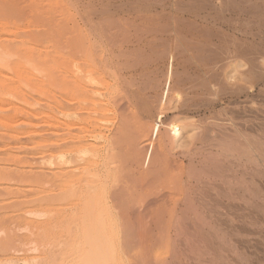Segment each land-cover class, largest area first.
Returning <instances> with one entry per match:
<instances>
[{
	"label": "bare ground",
	"instance_id": "1",
	"mask_svg": "<svg viewBox=\"0 0 264 264\" xmlns=\"http://www.w3.org/2000/svg\"><path fill=\"white\" fill-rule=\"evenodd\" d=\"M34 1L35 0H33V2H32V0H31V2H30V0H0V264H158V263L161 264L160 263V261H161L160 259H162L161 257H167L166 255L168 253V252L166 254L163 253L164 255L163 256L161 255L160 259H158L159 261L157 260L159 253L161 254L163 252V250H166V245L164 247V242H166L167 240L166 241L161 240L162 236L165 237V235H161L160 234L161 231H160L159 232V234L161 235V237L159 235L160 239L156 237V239H159L160 241H158L156 239L153 240V241H156V242H154L156 244H153L151 246L146 245V244H148V243H146L147 239H144L146 244L143 243L142 235L140 234L141 232L139 233L138 231L140 229H143L142 231H145V228H139V227H137L138 225L134 226L133 223L130 221L131 217H129V215H127L130 218V220H129V218L126 217L125 209L127 208L126 210L129 211L132 204H130V207H129L128 202H130V201L132 202L134 200V198L130 196L131 193L128 194L127 188H126L127 191L124 188H123L124 191L120 188L121 184H123V183L125 184V182H123L122 178L124 176L129 175V173H127L128 174L127 175L125 171H127V170L130 171L129 169H126L124 171L123 167H125V165H128V163L131 162L130 160H132L134 158L133 156L137 155L138 151H139V150H135V148H133L134 143H136L138 141L139 136L141 138L140 139L141 142L143 140L141 137L142 136L141 133H140L141 135L138 133L139 136L138 135L135 136L136 134L134 133V131H131V129L134 130L137 128L138 130L141 131L142 126L146 125V123L143 122L144 125H143V123H142V125L139 123L141 129H140V127H138L139 124H137V122H135L136 123L135 127H132V126H134L131 123L133 121L130 122V119L127 120L128 119L127 112L130 110L128 108L129 107L128 106L129 103H128V105L125 104L126 107L128 106L127 107L128 110L127 109H126V111L123 110L124 111L123 113L124 114L126 113L125 115L124 114L123 115H124V117H127V118H124L123 120H121L122 119V113L119 112V113H121V114H119L118 111H116V114L118 117H119V115H121L120 116L121 122L127 121V125H129L128 127H127V125H124V124H126L125 122H124V124H121V125L127 127V130L129 132H131V133L133 132L134 133L133 136H135V137H133V136L130 137L131 135L129 134V132L126 130L125 127H122L120 125L119 121H118L119 125H120L119 127H122V128L119 129L117 127L120 130V131L118 130L119 132H117L118 136L116 134L115 135L116 137L115 138L113 137L114 133H116V129H115L114 133L113 132L110 133V135L113 134L112 136H110L108 134L110 137L114 138L117 141L113 140L112 138H108L104 134L107 131V129L109 128L108 127L105 130L104 127L106 125L108 126L109 124L114 123V122H112L113 120L112 121L110 120V123L106 124L109 121L108 119H110V118H108L109 116H107L108 106L110 105V102H113V103L115 102V105L117 103H119L116 106H114V107H117L121 103L123 106L124 105L123 103L125 101L124 102H122L121 100L119 101V100L115 99L116 98L115 96L113 97V99H115L116 101L112 100L111 96H112V94H114L113 93L114 90H113L112 86L110 85V82L107 81V79H106L108 77H105L104 74H102L101 72L97 71V69H95V64H94L95 59L93 58V53L96 51L91 53L90 48H89L91 46L88 45L89 46L88 47V46H85L83 44V43H85V44L87 43L85 41L86 39L88 40V38H84V35L81 36V34H83V32H81V34H79L80 36L77 35L79 37V39L82 40L83 43H81V41L79 40L80 42L78 41L79 44H77L78 42L76 43V40L74 39V38H76V36L75 37L72 36L73 38L72 37L71 38L73 39V42L76 43V46L74 45L75 48H73L74 46L72 44L66 46L67 48H68V46L69 47L71 46V48L76 51V53L74 51V53H75L74 55H76V56H74V59L72 60V62L71 61L66 62L65 59L67 60L68 55H66V53L59 52L61 48H58V49L56 48L55 45L59 44V46H60V43H59V41L57 42L56 39H53L55 34L53 37L51 36L52 34L50 35L51 39H50V37L46 38L49 27H52L53 29L59 27V26L57 27V25H54V27L50 26L52 23L50 25H48L49 22L47 21V19H49L51 16L49 18H47L44 21V23L42 22L43 24H46V22H48L47 23L48 26H46V28L43 27L44 29H47V32H44L42 29V32L46 33V35H43V37L45 36V39H41L42 34L39 32L40 29H38V32H36L37 31L36 29L38 26H40V25H38L39 24L38 22L43 21L45 14L47 15V12L45 11L46 12L45 13L44 11L41 10L43 7L40 8L41 6L39 3L38 4L40 7H38V8L36 7V4L33 5L35 3ZM36 1H38V0H36ZM144 1H149V0H144ZM151 1L152 0H150L149 2H151ZM166 1L167 0H157V2H156L157 4L154 1L153 2L156 5L166 6L167 5V3H165ZM217 1L219 2V4L221 6L223 5L222 0H217ZM225 1H228V0H225ZM210 2H211L210 0H173V2H171L169 0V3H168L169 9L171 8L170 6H172L173 9L172 8L171 9L174 10V9H176L175 6H182L183 5V8H185L184 9L185 11H183V12L186 13V15L188 17H185V14L181 11L184 14V16H181V17L176 16V21L178 23L175 24V26L178 25V27H175V28L172 27V28H167V29L163 27L165 29L164 31L166 33L171 34V36L173 35V40L169 38V41H168L169 44H168L167 42H165L166 40L159 41V39H156V41L158 40L157 43L161 42L162 47H164L163 46L164 43H166L167 44L166 46H168L172 42V46H174V49H176V47L177 48L179 47V51H180V47H182V45H184V46L187 45V48H189L191 50L192 55L186 56L188 58L184 57V61L182 60L183 62L181 60L180 61L182 62V64L187 65V67L192 65V64H196L198 66L201 65L203 67L202 69L205 71V74L208 75L209 78L211 77L210 82H212L215 77H220V76L227 77L228 76L227 74L229 73L228 71H230V70L227 71L229 66H230V69L232 70L231 72L236 73L238 69L237 70H235V69L237 68V66L239 67V64H241V63H239V61H241V60L243 62V65L245 62L244 67L246 66V68H245V70H243L244 68L243 69L241 68L243 71L241 70V72H237L239 79L245 80L248 76H250V77L252 76V78H254V80L255 79L256 80H255V83L251 87L249 86L250 89L247 88L246 85L240 86L239 84H236V86L235 85L232 86L233 83L230 84L232 86V87H230L227 80H223L224 82L225 81L227 82V85H226V82L224 83L222 81L218 83V84L224 83L222 89H224L225 96H224V99L223 98L222 99L227 102V104H228L227 108L230 109V107H232L233 110H231V111L232 112L236 111L235 115H237V121L240 119V122L239 121L236 122V120H233V118L230 116H228L231 119L229 123L226 121V119L224 120L225 122L220 121L218 118L215 117V115H217V113H218L217 112L214 115L215 118L212 117V120H213L212 124H213V126L215 125L213 123V122H215V119H216V121L218 120L220 122L217 121L218 123H216V125L213 128H211V131L214 132L213 135L211 132V136L209 133L210 130H208L210 128L208 126H204V123H203L204 121L207 120L206 118L203 121H200L199 123L197 122L199 126L192 124V123L191 124H185L187 122L185 120V122L181 123L182 126L180 124L181 129L177 128L175 130V132L173 131L174 130L173 128H176L178 125L173 127L174 125L171 123L172 125L171 124L170 125L172 127L168 126L169 129H167V126H166V129H167L166 131L170 132V133L167 132L169 135L171 134V132H174L169 137L170 138L173 137L176 140L178 139L176 141L172 138V142H171V144L174 143L175 147H178V148H180L181 146H184V143L188 142V141H186L188 138V135H189L188 133H190V135H191V136L189 135L191 137V138H189L190 140L192 138H195V139H192L193 141L196 140L197 135H195V134L200 133L199 137L197 136L198 141H199V145H196L198 143L197 140H196L197 142H195L196 143L195 145L198 147H196L194 149L192 148L193 150L189 149V151L187 150L185 152L183 150H180L182 153L180 155L182 157V159L179 162L177 161L178 163L175 162L174 160L173 161L175 164H177V165L179 164V166H177V167L179 169H181L180 172H182V168H180V166L181 167L184 166L185 160H187L191 165H194V164H196V162H197L196 160L198 157L199 158L203 157V159L204 158L206 160L208 159V161L211 160L212 163L209 162L211 164H213V162H217L218 165L215 166L216 164H214V167L215 168L217 167L216 169L219 170V172H220L224 169L225 165H224L223 161H220L222 159H220L219 157L222 156L221 158H223L225 160V156L227 158H229L227 155L232 154L234 152H236L237 154L238 153H240V154L243 153V155L246 154V156L248 155V158H249V159L247 158V160L251 164V168L250 167H248V168L251 169V172H252L251 174L253 175V176L252 175L251 176H252V179H254L253 180L254 182L252 180H250L249 183L252 181L255 185L252 183H250L251 186L249 185V183H246L247 185H244V181H246V180L243 179L244 181L242 182L243 184H241L240 188L242 189V185H244L246 187H248V185H249V187L254 186L253 187L254 189L256 187H258L259 193H260V191H262L261 194H263V190H264V155L261 156V155H259V153H260L259 151H258L259 152L258 154L255 151L258 149L262 152V150L264 149V141H263L262 135L260 136V138H262V140H261L257 136H254V133L257 131H264V110H261L258 108L257 109L253 108L255 105L252 107L251 104L253 102H255L256 100H260V99H262V100H260V102L262 103V101H263V103H264V20H261V21H254V20L253 21H240L238 19L236 20V18H235V20L234 19H226L225 20V18H224V20L222 22L217 23L218 21H216V23H214V25L213 24L211 25L209 23V19L211 16L209 14V11L210 10L217 11L219 9L221 10V8H218V5L215 3V1H213L214 3L212 2V4ZM223 2H224V0H223ZM228 2L231 5V7H235V8L239 7L234 2H231V0ZM31 3H33V4H31ZM246 3H248V2H246ZM142 4L144 5V3H142ZM150 4H153V3L151 2ZM150 4H149V6H150ZM227 4H225V5L230 6ZM243 4H244V2H243ZM248 4L250 6L251 3H248ZM145 5H146V3H145ZM244 6H245V4L243 5V7ZM142 7H144V6H142ZM146 7L147 6H145L144 8H146ZM155 7L156 6H154V8ZM222 7H224V6H222ZM231 7H230V9H231ZM159 8H161V7H159ZM163 8L165 9V7H163ZM207 8H209L208 13L206 12L204 14V16L201 15L202 10L204 9L206 11ZM251 8H254V7L251 6ZM225 9L227 11V7ZM179 10H181V9L180 8L176 9L178 14H179ZM204 10H203V12H205ZM232 10H233V8H232ZM236 11L237 10H235V12ZM238 11H239V9H238ZM43 13H45V14L43 15ZM165 13H168V12H165ZM173 13H174V11H173ZM171 15H172V12H171L170 16ZM219 15H220V13H219ZM162 16H164V15H162ZM151 17L148 16V19ZM159 17L160 16L157 17L158 20H156V18H151L153 20L155 19V21H156V22L154 21L155 23L152 22L153 25L158 23L157 21H159V19H160ZM172 17H173V15H172ZM190 17L195 18V20H190ZM45 18H46V16H45ZM173 18H175V17H173ZM143 20L148 21V22L153 21V20L149 21L146 18ZM216 20H218V18ZM161 21H163V20H161ZM32 23H33V25H34V23H37V26H35L36 29H33L31 27ZM65 24H63V25H65ZM144 24H148V23L144 22ZM63 25L61 24V26H62L61 29H62V31L64 30V32H61V29L58 30L60 27L58 29H56L59 31L60 35L65 34V32H67V31L69 32V36H71L70 34L74 35L73 33L76 32V29L73 28L74 26L72 28L70 27L71 29H73L71 31V29L69 30L68 26L65 25L66 29H68L66 31V29H63V28H65V27H63ZM153 25L151 24V26H153ZM209 25L211 27L214 26V27H212L213 29L211 27L209 28ZM156 26H157V24H156ZM161 26L162 25H160V27ZM28 27H31V29H33L36 33H38L36 35H40V36H38V37L35 36V34H34L35 32H33V30H32L33 33L31 31H29V32L24 31V29H26ZM145 27H147V26H145ZM53 29H50V30H52V32H53ZM142 29H143V27H142ZM151 29L152 28H150L149 30H151ZM149 30H146V32ZM154 30L159 31L156 28ZM184 30H185V32L190 30V33H193L194 37H192L193 36V34H192L191 35L192 39L189 38L190 40H187V37L184 36V34H185ZM78 31H81V30H77V32ZM70 32H72V33H70ZM77 32H76V34H78ZM155 32H154V34H155ZM160 32H156L155 36H157V38L159 36L157 33H160ZM145 33H143V34H145ZM58 34H56V35L58 36ZM66 34L63 35L62 37L64 38V36H66ZM186 34H188V32ZM167 36L170 37V35H167ZM146 37L147 36H145V38ZM66 38H70V37H66ZM213 38H216V39L214 40ZM47 39L50 41L52 40V41L49 43V41H47ZM58 39H61V38H58ZM83 39L85 42L83 41ZM163 39H164V37H163ZM71 41L72 40H70V42ZM227 41L230 43L229 47L224 45V42H227ZM54 42H57V43L55 44ZM67 42H68V40H67ZM162 42H163V44H162ZM51 43L55 44V45L52 44L53 47L56 48L55 51H53L55 49L53 47H51V51L49 50V48H50L49 46H51L50 45ZM63 43H65V41ZM175 43H176V45H175ZM65 45H62V46H65ZM137 45H138V43H137ZM159 47L161 49V46H158L156 43H153V44L149 43L147 45H144L142 47V49L139 48L141 50L140 52L143 51L142 54H140V52H139L140 56H146L145 58L144 57L143 58L147 59V61H143L141 59L142 57H140L139 54L137 53L138 51L137 52L135 51L138 54V56L140 57V62H138V63L141 65V60L144 63L145 62L148 63L149 60L152 61L150 58H152L153 55H155L156 57L159 58V56H160L158 54L160 51ZM67 48L65 50L69 49L70 51H72V49H70V48L67 49ZM145 48H146V50L148 49L149 52L151 51L152 53L147 54L148 51L145 53V50H144ZM166 48H168V47H166ZM61 50H63V49H61ZM69 50H68V52H69ZM94 50H95V48H94ZM134 50H136V49H134ZM163 51H161L160 54L162 55V52H163V54L165 53L164 56L162 55V57L164 58L166 55H168L167 54L168 51L167 50H163ZM177 51L178 50H176V51L174 50V53ZM182 51L184 53V49ZM53 52L55 53L54 56L51 55V54H53ZM65 52H67V51H65ZM135 52H133V53H135ZM71 53H73V51ZM183 53H181V55ZM64 54L66 55V57L64 56ZM156 54H158V55H156ZM188 54H189V52H188ZM184 55H186V54L184 53ZM184 55H182V56H184ZM71 56H72V54H71ZM96 56H97V54H96ZM148 56H150V58ZM172 56H174V55H172ZM182 56H181V58H182ZM156 57H155V61L152 62L153 64L158 63L159 59H161V58H159V59L157 58V60H158L157 61ZM168 57H170V55ZM168 57H165V58H168ZM55 58L57 60L59 59L58 60L59 62H63L62 60H64V63L66 62L67 64L69 62H71L69 64L70 69H68V70L70 72L75 71L74 74L76 73L77 77H79L78 79H76L77 77L75 75L72 77L73 72H71V78L72 79L74 78L78 81L74 80V81H76V82H73L74 86H70V84H69V83H71L70 79H68L69 83L63 84V85H65V87H66V85L72 87L68 97H71L72 102H73V100L75 102H73V103L71 102L70 104L71 105L74 104V105L72 107H71V105H69L68 107L73 111L74 117L76 118V120H78V121H76L75 119H74L75 121H73L72 119L69 120L70 122L73 121V123H70L69 121H68L69 123L61 122V121H59L56 118L51 116L52 114L56 115V113L50 114V113L45 112V110L49 104L53 105L57 101L56 99H55V101H54V99H52V100H48V99H51L55 95V93H59L58 90L61 92H64V94H65L66 89L68 87L67 86L66 89H64L65 91L62 89L63 85H61V83L63 81L59 82V79L63 78V76H65V75L60 74L59 71H63V70H61V67L63 66V64L62 63L59 64V62H57ZM61 58H62V60H61ZM69 58H70V56L68 57V59ZM178 58H179V55H178ZM71 59L72 58H70L69 60H71ZM160 61H161V63L164 62L163 59H161ZM173 61H175V60H173ZM171 62H172V60H171ZM179 62H178V64H179ZM138 63H136V64H138ZM199 63H200V65H199ZM71 64H73V66H74V67H72V69H71V66H72ZM233 64H238V65L234 66ZM59 65H62V66H59ZM65 65L66 64H64V66ZM69 65H67L66 67H63L64 70H66V72H68L66 68L69 67ZM144 65H142V67H146L149 69L148 64H146L147 66L146 65L144 66ZM243 65L241 64V66H243ZM231 66L234 68H232ZM185 67H184V69L186 70ZM192 67H194V65ZM151 68H152V66H151ZM188 68L190 69V67H188ZM142 69L144 70V68H142ZM142 69H141V71H142ZM168 69H169V67H168ZM197 70L195 69L194 71L196 72ZM239 70H240V68H239ZM57 71L59 72L61 77L59 76L58 73H56ZM177 71H178V69H177ZM66 72L63 71V73H66ZM70 72L67 74H70ZM226 72H228V73H226ZM156 73H158V72H156ZM185 73L188 74L187 70ZM200 73H201V70H200ZM57 74H58V76H57ZM143 74L147 75V74H149V72H147V74H145L143 71ZM150 74L153 77H155L154 74H152V73H150ZM181 74H180V76H181ZM55 75L59 79L57 78V80H56ZM144 75H142V76H144ZM188 75H190V73ZM201 75H203V74L201 73ZM68 76H70V75H68ZM203 76H201V77L203 78ZM146 77H148V76H146ZM146 77L144 76V78H146ZM188 77L191 79L192 76L191 77L188 76ZM195 77L197 80L196 75H195ZM234 77H237V76H234ZM149 78L150 77L146 78V80L147 79L149 80ZM178 78H180L179 75H178ZM185 78H186V76H185ZM187 78H186V80H187ZM66 79L67 78H65L64 81L67 82L68 80H66ZM181 79H182V81L184 80L183 78H181ZM190 79L188 81H190ZM193 79H192V81L195 82V80H193ZM204 79H202V80L205 81L208 79V77L205 80ZM233 79H235V78H233ZM61 80H63V79H61ZM215 80L218 81V79H215ZM198 81H200L201 85L203 84L202 83L203 81L201 82L200 79ZM217 81H215L216 84H217ZM219 81H220V78H219ZM183 82L185 83V81H183ZM252 82H253V80H252ZM150 83H152V82L150 81ZM178 83H180V81H178ZM178 83L177 84L175 83L173 86L177 87L176 85H178ZM198 83L199 82H197L196 89L199 86H201ZM204 83H206V82H204ZM208 83L209 82H207L204 86L203 85L202 86L204 87L203 89H205V90L207 89L208 93H209L210 90L212 91V89H210L209 87H211V86L214 87V86L212 84L211 85L209 84V86H208L207 85ZM70 87H68V88L70 89ZM201 88L199 91L203 90ZM255 88L257 89V91L255 90ZM56 89H58L57 92H56ZM173 92H174V90L171 93H173ZM49 93L50 94L53 93L54 95L53 96L49 95ZM201 93L203 94V91H201ZM205 93H207V92H205ZM208 93H207L208 98H209V96L211 98V96L213 94H216V96L213 95V97L215 96L217 98L216 100L219 101L218 100L219 98L217 97V93H213L212 95H210L211 93L210 94H208ZM61 94L63 95V93H61ZM202 94H200V95L203 96L204 94L203 95ZM47 95L52 96V97L47 98ZM57 96H58V94H57ZM219 96H220V94H219ZM60 97H62V96H59V99H58L59 104H63L62 102L66 101L65 102L66 105L64 103L63 107H67V102H68L67 100L68 99L65 100L66 97H64L63 101L60 103V100L62 99ZM207 97L205 96L204 98L206 99ZM242 97L245 98V99H243L244 101H240V99ZM46 98H47L48 102L50 101L48 105H47L48 102H46V103L44 102V101H46ZM53 98H56V95ZM144 98H145V96H144ZM214 98H212V100ZM257 98H260V99H257ZM145 99H147V98H145ZM207 99L205 101H208ZM222 99H221L220 103H222ZM189 100H191V99H189ZM51 101L52 102L54 101L55 103H52ZM143 101H145V103H147V102L149 103V100H143ZM169 101H171V100H169ZM174 101H172V102H174ZM177 101H176V103H177ZM213 101H215V99ZM58 102H57V105H59ZM209 102H211V100H209ZM209 102H205V104H208ZM126 103H127V101H126ZM179 103H181V102H179ZM189 103H187V105ZM142 104H143V102H142ZM150 104H151V102H150ZM217 104L219 105V102ZM113 105H112V108H113ZM184 105L185 104H183V106ZM204 105H203V107H205ZM210 105H212V102ZM146 106H147V104H146ZM175 106H176V104H175ZM183 106L180 108V109L183 108L181 111H183L184 109L186 110V108H184ZM207 106H209V104ZM57 107L54 106L53 108L57 110L58 109ZM63 107H62V109H63ZM152 107H151L152 111H153V109H156V108H152ZM117 108H122V107H117ZM198 108L195 107V109L197 111H198ZM215 108H217V107L214 106L213 110ZM240 108L242 109L241 111H243V112L240 111ZM62 109H60V110L63 113L66 110V108L63 109L64 111ZM70 109H68V110L70 111ZM151 109H149V110L151 111ZM51 110H52V108H51ZM175 110H177V109H175ZM47 111H49V110H47ZM72 111H70V112H72ZM119 111H122V110L119 109ZM226 111L227 112H225V111L224 112L228 113V110H226ZM57 112H59V111L57 110ZM70 112H68V114ZM109 112H110V110H109ZM155 112H157V111H155ZM166 112H165V114H166ZM161 113H163V112H161ZM233 114L234 113H232V115ZM60 116L62 117V115H60ZM159 116H160V114H159ZM218 116H220V115H218ZM70 117H72V116L70 115ZM114 117L115 116H113V119H115ZM64 119H66V118H64ZM172 119H173V117H172ZM235 119H236V117H235ZM175 121L176 120H174V122ZM178 121H176L175 123L178 124ZM207 122H206V124H207ZM210 122H211V120H210ZM179 123H180V121H179ZM104 124H106L103 127L105 132H103V130L101 128V126ZM114 124H117V123H114ZM209 124H207V125H209ZM130 125H132V126L130 127ZM147 126H148V128L154 127V126H150L148 124H147ZM211 126L212 125H210V127ZM144 128H146V126ZM190 128L191 129L195 128V130L197 128L198 129L201 128L202 131H199L200 130L199 129L198 130L199 133H195V131L191 132L192 130H190V132H188ZM203 128H204V130H203ZM109 130L110 129H108V131ZM182 132H185V133L188 132L186 134L187 136L184 135L186 138H184V136H183L184 133H182ZM192 133H194V134H192ZM262 133H264V132H262ZM128 134L130 135V136H128L130 138L135 139L136 137H138V138H136L135 142L133 141L134 143H132V141H131V144H133V146L129 145V147H132L134 149L133 156H132L133 149L130 148V149H132V152H130L131 150L127 147V145L125 143L126 140H124ZM263 136H264V134H263ZM183 138L185 140H183ZM102 139L104 140V142L101 143L100 141ZM111 139L113 140V142L111 141ZM128 140L130 141L131 139H128ZM148 141L150 143L151 140H147V143H145L147 145H145L142 142V144L144 145V146L143 145L141 146L142 149H144L146 146H148V144H149ZM174 141H176V142H174ZM121 142H123V144H124V146H123L124 149H123V147H121V149L123 151L127 147V150H125V152L123 154L125 155V153L127 151L128 154L127 153L126 154L129 155V152H130V154L132 156L131 157L129 155L130 160H128L129 157L127 155H126L127 157L123 156L120 152L118 153L116 151V149H119L118 147L120 145L121 146L123 145V144H121ZM138 143H139V141L137 142V144H135L134 147L138 148L139 147ZM125 145H126V147H125ZM193 145H194V142H193ZM151 146L155 148V146H153L152 144H151ZM154 148H153V151H154ZM213 148H216V151H217V149H220V151H218L217 153L216 152L213 153L214 151L211 152V150H215ZM142 149L140 150L138 156L142 155V154L143 155L147 154V155H144V156H146V158L151 156L150 154H151L152 150L150 152V149L148 150V148H147L148 151L146 153L145 152L146 149H144L145 151ZM159 149L161 150V148H159ZM234 150H237L238 152L234 151ZM119 151H120V149H119ZM135 151L137 152V154H135ZM155 151H157V150H155ZM230 152H232V153H230ZM117 153L120 154L121 157L127 158V160L122 161V162H124V164L128 161L127 164H125V165L123 164L124 166H122L121 162L119 160H116L117 157L115 160L119 164L114 160V157L117 156ZM253 153H256L257 155H259L258 156L259 158L255 157L256 155L254 156ZM260 154H262V153H260ZM143 155L141 157H143ZM219 155H221V156H219ZM216 156H219V157L217 158ZM233 156H232V158H233ZM215 157L219 160L217 161L215 159ZM241 157L243 158V156H240L238 158L240 159ZM261 157H263V158H261ZM138 158L140 159V156ZM138 158H136V160ZM227 158H226L227 161L231 159V157H230V159H227ZM244 158H246V157H244ZM236 159L237 158H235L234 160H236ZM132 161H135V159H133ZM238 162L240 163L241 161H238ZM228 163H229V161H228ZM239 163H237V164H239ZM246 163H244L243 166H245ZM120 164H121L122 169H123V174L125 172L126 175H124V176L121 175L122 171H120L119 173L122 176V178L120 179V177H119V179H116L117 175H115V174H118V176H119L118 171L120 170L119 167H121ZM201 164H205V163L201 162ZM231 165L234 166L232 163H231ZM231 165H230V168H232ZM227 166H228V164H227ZM236 166L238 168V165H236ZM236 166H235V168H236ZM170 167H171V164H170ZM125 168H129V166L125 167ZM178 168H177V170H178ZM195 168H196V166H195ZM215 168H214V170H215ZM237 168H236V172L239 171ZM225 169H226V167H225ZM170 170H171V168H170ZM172 170L175 171L176 168L174 170V168L172 167ZM208 170H209V168H208ZM208 170H206V171H208ZM164 171H166V169H164ZM216 172H215V174H216ZM229 172H233V171L231 170ZM243 172L244 171L242 169V173ZM248 172H249V170H248ZM158 173H160V172L158 171ZM238 173H236V175ZM244 173L246 175L248 174L246 172H244ZM244 173L242 174V176L245 175ZM165 174H167V173H165ZM165 174H163V172H162V174L160 173V175H164V176H165ZM175 174H177V173H175ZM180 175L181 174L175 176V177L179 176V182L177 181L178 177L175 178L174 174L172 175L173 177L171 176L172 178H175L176 181L175 180H173V181L177 183V186H179V184L181 183L180 180L182 179V177H181L182 175L181 176ZM214 175L212 173V176H214ZM249 175L250 174H248V176ZM168 176H170V175L168 174ZM209 176H210V173H209ZM156 177H154V178H156ZM180 177H181V179H180ZM216 177L218 178V176H216ZM161 178H163V176ZM165 178H167V177H165ZM168 178H169L168 180L171 179L170 177H168ZM189 178H190V176H189ZM207 178H208V176H207ZM224 178H226V177H224ZM233 178H236V177H233ZM124 179H127V178H124ZM158 179L159 178L157 177V180H156L157 183H158V181L160 182V180H161V179L160 180H158ZM115 180L116 181L118 180L119 182L121 180L123 183L118 184ZM131 180H133V179H131ZM168 180H164L165 183L163 181H162V183L166 184V181H168ZM240 180L242 181V178H240L239 181ZM255 180H256V182H255ZM114 181H115V183H117V186L120 185L119 188L123 192H126L125 194H128V196L131 198L130 201L125 202V200L123 201L124 198L122 197L123 199L122 198L121 199H122L123 203L117 202L120 200L121 195L118 196L119 195L118 192H120V190L114 191L112 189L111 184ZM125 181H127V180H125ZM146 181H148V180H146ZM170 181L173 184L172 179ZM170 181H168V182H170ZM231 182H232V180H231ZM240 182H238V183H240ZM153 183H156V182L154 181ZM176 183H174V184H176ZM234 183L236 185V182H234ZM129 184H128V186H129ZM133 184H135V183H133ZM227 184H229V182H227ZM258 184H260V185H258ZM112 185H114V184H112ZM146 185H148V183ZM158 185L159 184H157V186ZM232 185H230V186L232 187ZM110 186L112 189L111 191L118 193V194H116L118 197L113 192H111V193H113L115 195L114 199L109 195V187ZM115 186H116V184H115ZM122 186H124V185H122ZM132 186H134V185H132ZM148 186H150L148 189H151V187H153L151 185H148ZM177 186H176V189L179 188ZM204 186H206V185H203L202 188H204ZM169 187H170V185L168 187L166 186L167 189H169ZM196 187H197V185H196ZM219 187L223 189L222 186L219 185ZM113 188H115V187H113ZM143 188H144V186L142 187V189ZM184 188H185V185H184ZM191 188H193V187H191ZM228 188H229V186H228ZM234 188L235 187L233 185V188H231V189L234 190ZM259 188H262V189H259ZM207 189H209V188H207ZM222 189H219V190L222 191ZM237 189H238V186H237ZM246 189H248V188H246ZM115 190H116V188H115ZM145 190H146V188H145ZM154 190H156L155 187H154ZM154 190L153 191L151 190V191L154 192ZM169 190H171V189H169ZM196 190H198V189H196ZM236 190H234V191H236ZM250 190L251 189H249L247 191V192H249V194L251 193ZM146 191H145V194L142 195L143 197L146 196ZM167 191H165V194ZM174 191H175V194L177 195L175 188H174V190H172V192H174ZM177 191L179 192V190H177ZM239 191H240V189H239ZM239 191L237 190L236 193H238ZM157 192H155V194L150 193V195L151 194L156 195ZM161 192L162 191H160V193ZM213 192H214V190H213ZM160 193H159V195H160ZM179 193H178V198H180ZM185 193H186V191H185ZM211 193H212V189H211ZM211 193H209V195ZM234 193L235 192L232 191L233 197L236 195V194L234 195ZM259 193L257 191V194H259ZM121 194H123V193H121ZM147 194H148L147 196L149 198L154 196L153 195L150 197L149 193H147ZM168 194H169V192H168ZM175 194H174V196H175ZM218 194H219V192H218ZM245 194H246V192H245ZM255 194L256 193L254 192V195L252 194L253 196H250L251 198L248 195L249 199L250 200L256 199ZM195 195H197V194H195ZM200 195H202V194H199V197H200ZM221 195H224V193H221ZM10 196H13V197H10ZM122 196H124V194ZM128 196L125 198L128 199ZM157 196L158 195H156V197ZM162 196H163V194H162ZM228 196H230V195H228ZM228 196H227V202H228ZM236 196L238 197V194ZM240 196H242V198L246 197V195L244 196V194H242ZM260 196L262 198V195H260ZM14 197H15V199H14ZM143 197L142 198L139 197V199L141 198L144 200L145 198H143ZM195 197H198V195ZM202 197H203V195L200 197L201 199L199 202L201 204L204 203V202L202 203V201H203ZM217 197H218V195H217ZM117 198H119V199L117 201H114ZM149 198H147V199H149ZM172 198H174L172 200H175V197H172ZM178 198H177V200H178ZM186 198H188L187 193H186ZM204 198H206V197L204 196ZM160 199H161V197H160ZM160 199L158 198V201ZM170 199H168V200H170ZM197 199H199V198H197ZM210 199H213V198H210ZM216 199H218V198H216ZM152 200H154V199H152ZM193 200H194V198H193ZM233 200L234 199L232 198V200H230V201H233ZM239 200H240V198H239ZM246 200H247V198H246ZM184 201H186V200H184ZM204 201H206V200H204ZM211 201H213V200H211ZM211 201H209V202H211ZM141 202L142 201L140 200V203ZM149 202H150V200H149ZM126 203H127L128 207L124 206ZM132 203H134V202H132ZM147 203H148V201H145V204H147ZM160 203H162V201ZM246 203L249 204L250 201L248 200V201H246ZM145 204L142 202V205L145 206ZM150 204H151V202H150ZM150 204L148 205L149 208H150V206H153L152 204L151 205ZM159 204L158 205L156 204V205L161 207ZM186 204L188 206V203H186ZM186 204L184 203V205H186ZM190 204H191V202L189 203V206H188L189 208L186 207V209L187 208L190 209V210L187 209L188 212H190L191 209L197 210V208H192L194 206L191 207ZM201 204H199V205H201ZM204 204H206V203H204ZM212 204H215V203L212 202ZM220 204H222V203H220ZM243 204L245 205V203H243ZM156 205H155V207L157 208V211L160 210L161 208L158 209V207ZM167 205H169V204H167ZM192 205H193V203H192ZM247 205H246V208H249L250 204H249V207H247ZM204 206L205 205H203V208H204ZM209 206H212V205H209ZM209 206L206 204V206L204 208L205 211H207L209 209ZM215 206H214V209H215ZM259 206L261 207V209L264 208V203H262V205L259 203ZM259 206L255 203V205L253 206V208L254 207L255 208L253 210H255V209L257 210V208H259ZM206 207H208V209ZM151 208H153V207H151ZM156 208H154V212L156 211ZM201 208H202V206H201ZM203 208H202V210H203ZM211 208H213V207H211ZM211 208H210V211H211ZM223 208L225 209V207H223ZM228 208H229V205H228ZM239 208H240V206H239ZM238 209L236 208V210H238ZM243 209H244V207H243ZM149 210H151V209H149ZM163 210L165 212L168 211V209L167 210L163 209ZM172 210H173V208H172ZM181 210L182 209H180V211ZM184 210H185V208L182 211H184ZM187 210H185L186 213H188ZM134 211H135V209L133 210V212ZM239 211L242 212V209ZM258 211H259V209H258ZM158 212L163 213V211H158ZM185 212H184V215H182V220L186 217ZM214 212L211 211V213L215 214ZM74 214L78 215V216H76V219L73 218L75 216ZM196 214L198 215V213H196ZM217 214H218V212H217ZM225 214H222V215H225ZM72 215H73V217H72ZM222 215H219V216H222ZM235 215H236V213H235ZM251 215L253 216L254 214H251ZM251 215H249V216L251 217ZM159 216H160V214H159ZM161 216H162V214H161ZM241 216H243V215L241 214ZM262 216H264V215H262ZM194 217H196V216H194ZM200 217H202V216L200 215ZM224 217H226V216H224ZM238 217L240 218V215H238ZM227 218H229V216ZM254 218H255V216L253 217V220L251 222L249 221V223L253 224L255 222ZM198 219H200V218H198ZM207 219H209V218H207ZM213 219H214V216H213ZM230 219H234V218L232 217ZM236 219H237V217H236ZM156 220L158 221V219H156ZM180 220H181V218H180ZM180 220H179V222H180ZM192 220H196V219H192ZM209 220H207V221H209ZM263 220H264V217H263ZM159 221H161V220L159 219ZM159 221H158V223H159ZM200 221H201V219H200ZM202 222H204V221H201V224H202ZM225 222H227V221L225 220ZM231 222H233V221H231ZM228 223H229V220L227 222V225H228ZM239 223H240V221H239ZM239 223H235V224H239ZM241 223H243V221ZM141 224H139V225H141ZM160 224H161V222H160ZM184 224H186V223H183V226H185ZM204 224H205V222H204ZM223 224H224V222H223ZM255 224H256V222H255ZM156 225H157V222H156ZM200 225H198V226H200ZM247 225H249L248 222H247ZM186 226L184 228L190 227V226H187V227ZM207 226H210V225L208 224V225H206V227ZM213 226L208 227L210 230L207 229V231L205 230L204 226L203 227L201 226L200 228L198 227V229L196 230V233H195L197 235L194 234L195 237L196 236L200 237L201 244L204 243L205 249L207 246V248H208V249H206L207 252L209 250V251H211V252H209L210 254L212 253L215 256L219 255L220 260H222V258H224L223 259V261H224L226 259V257H224V255L226 256V253H224V252H226V250L228 248H230V246H232V244L234 242V239L232 240L233 241L232 243L230 242L232 237L233 238L238 237L236 239L237 244L235 242H234V244L238 245L239 248L237 249V248H233L234 246L232 247L235 251L237 249V250H240V252H241V253H239L240 257H238V255L236 254L238 251L235 252V254L237 255L238 260H239L236 262V260H237V257H236L235 258L236 259L235 264H256V261H253L254 258L251 256V255H253L254 252H251V254L248 252H249V250L256 248L257 244H259L258 238L261 237V235H262L261 232H258V233H261V235L259 234L260 236H258V234H257L258 238H256L255 237L256 236L255 229L250 231L249 237H248L249 233H246L247 237L245 236L246 235L245 233H244L245 237H239L238 233H240L241 229L237 230L235 228V230H234V232L235 231L237 232L236 234L238 236L234 235L235 233L232 231H231V233H228L230 231H228L226 233L222 232L223 230L219 231V234H220V232H221V234L222 233H224V234L228 233L230 235H232L234 233L232 237L230 235L227 236L228 234L225 235V236H227V238H229V237L231 238V239L229 238L230 240L228 239L231 244L229 243L230 245H228L229 246L228 248L226 247V245H227L226 244L225 248H224L222 243L225 239L223 240L222 238H220L218 236V233H217L218 231H216V232L213 231V230H216V229H214L216 227L215 226L213 227ZM258 226H260V225H258ZM161 227L163 228V225ZM168 227H167V229H168ZM230 227H231V225H230ZM251 227H253V226H251ZM136 228L137 229L139 228V230H137ZM190 228H189V231H190ZM247 228H249V227H247ZM158 229H160V227H158ZM176 229H178V228H176ZM195 229L196 228H194L193 230L195 231ZM224 229H226V228H224ZM251 229H253V228H251ZM14 230L17 231L18 233H13ZM149 230H151V229H149ZM220 230H221V228H220ZM187 231H188V228H187ZM256 231H258V230H256ZM259 231H261V230H259ZM145 233L147 234L146 231H145ZM241 233H243L242 230H241ZM152 234H153L152 235V238H153V236L156 234H154L153 231H152ZM180 234H182V233H180V231H179V235ZM190 234H191V232H190ZM143 235H145V234H143ZM177 235L178 234H176V236ZM147 236H148V234H147ZM225 236H223V237H225ZM240 236H241V234H240ZM143 237L145 238V236H143ZM148 237H150V239H151V236H148ZM186 237H187V234H186ZM221 237H222V235H221ZM179 239H180V236H179ZM190 239H191V237L189 238V240ZM157 241L158 242L163 241V242H162V244L161 243L158 244ZM191 241H193V240H191ZM18 242H20V243L26 242L28 247L25 245V243H24V246H26L29 251L23 250V252L20 253L19 252L20 248H22V247L24 248V246L22 243L21 244L22 247L19 248V246H17V244L20 245V243H18ZM150 242L151 241H149V244H152ZM172 242L175 243V241H172ZM178 242H181V241H178ZM142 243L146 246H144ZM183 243H182V245H184ZM224 243H225V241H224ZM14 244L16 245V247L19 248V251H16L17 248L16 247L14 248V246H13ZM186 244H187L186 246H188V243H186ZM222 247L224 249L227 248L226 250H224L222 252L224 254L221 253V251L223 249ZM194 248H195V246H194ZM245 248L248 250V252H245L243 250ZM176 249H178V248H176ZM233 249L230 248L231 251ZM160 250H161V252H160ZM200 250H201V248H200ZM11 251H15L17 253L19 252L20 253L19 256H21L22 253H25V256H27L26 252H33L31 254H33L34 257L30 258V256H27L26 258L25 257L20 258L19 256H17L19 253L18 254L16 253L17 254L16 255L14 252H11ZM186 251H187V248H186ZM201 251H204V250L202 249ZM218 251H220L219 254H217ZM34 252L36 253V256L34 255ZM197 252L200 253V251H197ZM207 252L205 253L206 255L209 254V253L207 254ZM227 252H228V250H227ZM233 252L234 251H232L230 253L228 252V253L231 255V253L233 254ZM173 253H174V251H173ZM259 253H261V252H259ZM174 255H176V253ZM187 255H189V254H187ZM195 255H197V254H195ZM195 255H193V256L195 257ZM23 256H24V254H23ZM180 256H182V255H180ZM205 256H204V258H205ZM177 257H178V255H177ZM210 257L211 256L209 255V258ZM231 257H234V256L232 255ZM259 257H261L260 254H259ZM173 258H176V257H173ZM181 258H183V257H181ZM188 258H189V256H188ZM196 258H198V257H196ZM255 258H257V257H255ZM231 259L233 260V258H231ZM231 259L228 258V262ZM261 259H263V258H261ZM200 260H201V258H200ZM173 261L174 260H172V262ZM177 261L175 262L176 264L179 263ZM257 261H258V259H257ZM161 262H163V261H161ZM180 262H182V260ZM209 262L211 263V261H209ZM212 262H215V261L212 260ZM221 262L220 263L215 262V263L216 264H227L226 261L223 263H221ZM233 262H234V260H233ZM262 262L264 263V261H262ZM192 263H194V262H192ZM204 263L208 264V262H204ZM170 264H172V263H170Z\"/></svg>",
	"mask_w": 264,
	"mask_h": 264
},
{
	"label": "rangeland",
	"instance_id": "2",
	"mask_svg": "<svg viewBox=\"0 0 264 264\" xmlns=\"http://www.w3.org/2000/svg\"><path fill=\"white\" fill-rule=\"evenodd\" d=\"M150 1V0H149ZM149 1H144V0H38V1H34L35 3L33 4V3H31V4H33V5H35L36 4V7L38 8V7H40V8H42L41 10L42 11H46L47 12V15L45 14V13H43V15L45 14V16H46V18H45V16H44V18H43V21H40V22H38L39 24L38 25H40V26H38L37 27V29H36V27L35 26H37V23H34V25H33V23H32V25H31V27L33 28V29H36L37 31L36 32H38V29H40L39 30V32L42 34L41 35V39H45V36L43 37V35H46V33H44V32H47V29H44V28H46V26H48V25H50L51 23L53 24H51L50 26H53L54 27V25H57V27L59 28H52V27H49V29H48V32H47V36H46V38H49L50 37V35L53 37L54 36V34H55V36H54V38L53 39H56V41L58 42L59 41V43H60V46H59V44L57 45L56 43L57 42H54L55 44H53V43H51L50 45L51 46H49L50 48H49V50L51 51V47H53V45H55L56 46V48L58 49V48H61V49H63V50H61L60 49V51L59 52H62V53H66V55H68V57L70 56V58H72L71 60H69L68 59V57H67V60L65 59V61L67 62V61H71L72 62V60L74 59V56H76V55H74L75 53H76V51L74 50V49H72L71 48V46L69 47L68 46V48H70V49H72V51H73V53H71L72 51H70L66 46L67 45H70V44H72L73 46L75 45L76 46V43L80 40L81 41V43H83L82 42V40L81 39H79V37L77 36V35H79V34H81V32H83V34H81V36H83L84 35V38H88V40L86 39L85 41L87 42L86 44L85 43H83L85 46H91V47H89L90 48V51H91V53L92 52H94V51H96V52H94L93 53V58L95 59H93L94 60V64H95V69H97V71H99V72H101L102 74H104V76L105 77H108V78H106L107 79V81H109L110 82V85L112 86V88H113V90L115 91H113V93L114 94H112V100L114 101L115 99H117V100H121L122 102H124L123 104V106H122V103L119 105V106H117V107H122V108H117V107H114V106H116L117 104H119V103H117L116 105H115V102L113 103V102H110V105L108 106V113H107V116H109L108 118H110V119H108L109 121L106 123V124H108V123H110V120L112 121V122H114V123H117V124H114V123H112V124H109L108 126L106 125V124H104V125H102L101 126V128H102V130H103V132H105V130L108 128V129H110L109 131H108V129H107V131L104 133L108 138H112V137H110V136H112L113 134H111L110 135V133L111 132H113L114 133V131H115V129H116V133H114V138L116 137L115 135L117 134V132H119L120 130L119 129H121L122 127H125V126H123V125H121V124H124V122L126 123V124H124V125H127V121H120V116L121 115H119V114H121L122 113V119L121 120H123L124 118H127L128 117V119L127 120H129L130 119V122L131 121H133V122H131L134 126H132V125H130V127L132 126V127H135V125H136V123L135 122H137V124H141L142 125V123L144 122V123H146V125H144V123H143V125L144 126H142V129H141V127H140V124H139V126L138 127H140V129H141V131L140 130H138L137 128L136 129H134V130H132L131 129V131H134V133L136 134L135 136H139V134L141 133L142 134V142L145 144V143H147V140H151L150 141V143L153 145V146H155V148L154 147H152L151 146V144L149 143V141H148V146H146L147 148H148V150L150 149V152H151V150H152V152H151V156H147L148 158H146V156H144V155H147V154H142L143 155V157H141L142 155H139L140 156V159L138 158L139 156H138V154H139V152H140V150L142 149V142H141V138H140V136H139V139H138V141H139V143H138V145H139V147L141 148H137V147H134L135 146V144H137V142L136 143H134L135 142V140H136V138H138V137H136L135 139L134 138H130V137H132L133 136V132L131 133V132H129L128 130H127V127L129 126V125H127V127H125L126 128V130L129 132V134L131 135H127L126 136V138L124 139V140H126V145H127V147L130 149V148H132V147H129V145L130 146H133V144H131V141H132V143H134V146H133V148H135V150H139L138 151V154H137V152L135 151V154H137V155H135V156H133V154H134V149H133V152H132V149H130L131 151L130 152H132V156L134 157L133 159H135V161H132V160H130V157H129V155L131 156V154H130V152H129V155H127L128 154V152L126 151V153H125V155L123 154L124 152H125V150H127V147H126V145H125V150L123 151L122 149H121V147H123L124 146V144H123V142H121V144H123L122 146L120 145L118 148L120 149V151H119V149H116V151L119 153H121L123 156H128L129 157V159L128 160H130L131 162H129L128 163V165H125V164H127V162L124 164V162H122L123 160L125 161V160H127V158H124V157H121V155L120 154H118L117 153V156H115L114 157V160L116 159V157H117V159L116 160H119L120 162H121V164H122V166H124L125 165V167H128L129 166V168H125V167H123L124 168V171L126 170V169H129L130 171H125L126 172V174L127 173H129V175L128 176H124V175H126L125 174V172H124V174H123V169H122V166H121V164H120V166L121 167H119V171H118V173L120 172V171H122V174L121 175H123L124 177L122 178V176L120 175V173H119V176H118V174H115V175H117V177H116V179H119V177H120V179L122 178L123 179V182H125V184L120 180V182L117 180H115L118 184H121V183H123V184H121V186L122 185H124V186H120V185H118L117 186V183H115V181L112 183V184H114V185H112L111 184V186H112V189L114 190V191H119L120 190V192H118L119 193V195L118 196H120L121 195V197H120V200L119 201H117L119 198H117V199H115L114 201H117V202H121V203H123V201L125 200V202H128V201H130L131 200V198L128 196V194H130L131 193V197H133L134 198V200L132 201V202H134V203H132L131 201L130 202H128V205H129V207H130V204H132L131 205V207H130V209H129V211H127L125 208V211H126V217L127 218H129V217H131V220H130V218H129V220L133 223V225L135 226H137V227H139V228H145V231L147 232V234H148V236H151V239H150V237H148L147 236V234L145 233V231H142L143 229H140L139 230V228L137 229V230H139L138 232L142 235V241H143V243H145V240L144 239H147V241H146V243H148V244H146V245H153V244H156V243H154V242H156V241H153V240H155L156 239V237L157 238H159L160 239V237H161V235H165V237H163L162 236V238H161V240H163V241H166V242H164V247H165V245H166V250H163V252L160 254L159 253V255H158V258H157V260L158 259H160V257H161V255L163 256L164 254H166L167 252V257H161L162 259H160L161 261H163V262H161L160 261V263L162 264H170V263H172V264H176L175 262L177 261V262H179V263H177V264H206V263H204V262H208V264H216L215 262H218V263H220L221 261V263H223V262H225L226 261V263L227 264H235L237 261H239L238 260V257H240L239 255V253H241L240 252V250H237L239 247H238V245H236L237 243H236V239L238 238V237H236V238H233L232 236H233V234L234 235H237L236 233V231L234 232V230H235V228L237 229V230H242L243 231V233H241V230H240V233H238V235H239V237H247V234L246 233H249L248 234V237H249V235H250V231H252V230H254L255 229V232H256V238H258L257 237V234H258V236H260L261 235V233H262V235H261V237H259L258 238V243L259 244H257V246H256V248H254V249H252V250H249V252H248V250L245 248V249H243L245 252H248V253H250L251 254V252H254L253 253V255H251L253 258H254V260L253 261H256V264H264L262 261H264V220H263V217L264 216H262V215H264V208H262L261 209V207L259 206V203L262 205V203H264V190H263V194H261V192L262 191H260V193H259V190H258V187H256L255 189L253 188V187H249V185H250V183H252V184H254L253 182V180L254 179H252V172H251V164L249 163V161L247 160V158H248V155L246 156V154H244L243 155V153L242 154H240V153H238L240 156H243V158L240 160L238 157H240L236 152H234V153H232V152H230V153H232V154H229V155H227L229 158H227L226 156H225V160L223 159V158H221L222 156L221 155H219V156H221V157H219V156H216L217 158L219 157L220 159H222V160H220V161H223L224 162V165H225V167H226V169H225V167H224V169L222 170V171H220L219 172V170H217L215 167H214V164H216L215 166H217L218 165V163L217 162H213V164H211L212 163V161L210 160V161H208V159L206 160L205 158V160L203 159V157H201V158H197V162H196V164H194L195 166H196V168H195V166L194 165H191L187 160H185L184 161V166L183 167H181L180 166V168H182V172H180L181 171V169H179L177 166H179V164L177 165V164H175L174 163V161L175 162H179L181 159H182V157L180 156L182 153H181V151L180 150H183L184 152L185 151H189V149L190 150H193L194 148H196V147H198V146H196V145H199V141H198V137H199V132H198V130L199 131H202V129L201 128H197L196 130H195V128L194 129H189V131L188 132H190V130H192L191 132H194L195 131V133H199V134H195V135H197L196 136V140L198 141V143L196 144L195 142H197L196 140H192V139H195V138H192L191 140L189 139V138H191L190 136V133H188L189 135H188V138H187V140L186 141H188V142H186V143H184V146H181L180 148H178V147H175V145H174V143H172L171 144V142H172V138H170L169 136L171 135V134H173L174 132H175V130L177 129V128H180L181 126H182V122H185V120L187 121L185 124H195V125H197V126H199L198 125V123L200 122V121H203L205 118L207 119L206 121H204L203 123H204V126H208L210 129H208V130H210L209 131V133H210V136H211V128H213L215 125H216V123H218V122H220V121H224L225 119H226V121L229 123L230 122V117H232L233 118V120H236V122H240V119L237 121V115H235L236 114V111L234 112H232L231 110H233L232 109V107H230V109L229 108H227L228 107V104H227V102L226 101H224L223 99H224V96H225V94H224V89H222V87H223V84L226 82H224L223 80H227L228 81V84L230 85V84H232V86L233 85H235L236 86V84H239L240 86H247V88H249V86L251 87L254 83H255V80H254V78H252V76L250 77V76H248L245 80H240L239 79V76L237 75L238 73L237 72H241V70L243 69V70H245V68H246V66L244 67V65H245V62H244V65H243V62H242V60L241 61H239V63H241L243 66H241V64H239V67L237 66L238 64H233L234 66L236 65L237 66V68L235 69V70H237V72L235 73H233V72H231L232 70L230 69V66H229V68L227 69V71L228 70H230V71H228V72H226V73H228L227 75V77H222V76H220V77H215L214 78V80L212 81V82H210V79H211V77L209 78V76L208 75H206L205 74V71L202 69L203 67L200 65V63H199V65L200 66H198V65H196V64H192V65H190V66H188V67H190V69L187 67V65H185V64H182V62L184 61V57L185 58H188V57H186V56H191L192 55V52H191V50L189 49V48H187V45H182V47H180V51H179V47L177 48L176 47V49H174V46H172V42L170 43V45H168V46H166L167 44L166 43H164L163 44V42H162V44H163V46L165 47H162V45H161V42H158L157 43V41H156V39H159V41H164V40H166L165 42H167L168 44H169V38L170 39H172L173 40V35L171 36V34H169V33H166L164 30V28H172V27H178V25H176L175 26V24H177L178 22L176 21V16L177 17H181V16H184V14H185V17H188L187 15H186V13H184L183 11H185L184 9L185 8H183V5L182 6H175V8L176 9H178V8H180L181 10H179V14L177 13V11H176V9H174V10H172L173 8H172V6H170L171 8L169 9V5H168V3H169V0H167L165 3H167V5L166 6H161V5H156L157 3V0L155 1V0H152L151 2L153 3V4H150L151 2H149ZM156 3H154V2ZM171 2H173V0H170ZM211 2V4H212V2L213 1H215V3L218 5V8H221V10L219 9V10H217V11H213V10H210L209 11V8H207L206 9V11L205 12H203V10H202V13H201V15H203L204 16V14L207 12L208 13V11H209V14L211 15L210 16V19H209V23L212 25H214V23H216V21H218L217 23H220V22H222L223 20H224V18H225V20L226 19H234L235 20V18H236V20L238 19V20H240V21H261V20H264V0H231V2H234L235 4H237V6H239V7H231V5L229 4V2L228 1H230V0H228V1H225L224 0V2H223V0H222V3H223V5L222 6H224V7H222L220 4H219V2L217 1V0H210ZM30 2H31V0H30ZM32 2H33V0H32ZM148 2V3H147ZM237 2V3H236ZM239 2V3H238ZM243 2H244V4H245V6L243 7ZM246 2H248V3H251L250 4V6H249V4L248 3H246ZM40 4V6H39V4ZM142 3H144V5L142 4ZM145 3H146V5H145ZM214 3V2H213ZM228 3V4H227ZM243 5H242V4ZM28 4V3H27ZM44 6H43V5ZM149 4H150V6H149ZM173 4V3H172ZM225 4H227V5H230V6H226ZM240 4V5H239ZM248 4V5H247ZM30 5V4H29ZM142 6H147L146 8H144V7H142ZM154 6H156L155 8H154ZM221 6V7H220ZM227 7V11H226V7ZM241 6V7H240ZM248 6V7H247ZM251 6L252 7H254V8H251ZM149 7V8H148ZM153 7V8H152ZM159 7H161V8H159ZM163 7H165V9L163 8ZM230 7H231V9H230ZM143 8V9H142ZM232 8H233V10H232ZM235 8V9H234ZM239 9V11H238V9ZM242 8V9H241ZM245 8V9H244ZM256 8V9H255ZM259 8V9H258ZM47 9V10H46ZM158 9V10H157ZM168 9V10H167ZM201 9V8H200ZM230 9V10H229ZM255 9V10H254ZM154 10V11H153ZM160 10V11H159ZM165 10V11H164ZM167 10V11H166ZM172 10V11H171ZM233 12H232V11ZM235 10H237L236 12H235ZM257 10V11H256ZM144 11V12H143ZM164 13H163V12ZM173 11H174V13H173ZM176 11V12H175ZM184 13H182V12ZM165 12H168V13H165ZM171 12H172V15H173V17H175V18H173L172 17V15L170 16V14H171ZM211 12V13H210ZM230 12V13H229ZM242 12V13H241ZM145 13V14H144ZM153 15H152V14ZM219 13H220V15H219ZM228 13V14H227ZM241 13V14H240ZM161 14V15H160ZM222 14V15H221ZM49 15V16H48ZM156 15V16H155ZM162 15H164V16H162ZM167 15V16H166ZM169 15V16H168ZM51 16V17H50ZM146 16V17H145ZM148 16L149 17H151V18H156V20H158V16H160L159 18V21H157L158 23H156L157 24V26H156V24L155 25H153V23H155L156 21H155V19L153 20V19H151V18H149L148 19ZM50 17V18H49ZM53 17V18H52ZM47 18H49V19H47ZM147 19V20H153V21H150V22H148V21H144L143 19ZM165 18V19H164ZM215 18V19H214ZM218 18V20H216ZM47 19V21L49 22V24L47 25V23L48 22H46V24H43L44 23V21ZM222 19V20H221ZM244 19V20H243ZM259 19V20H258ZM53 20V21H52ZM59 20V21H58ZM161 20H163V21H161ZM174 20V21H173ZM190 20H195V18H193V17H190ZM211 20V21H210ZM155 21V22H154ZM173 21V22H172ZM43 22V23H42ZM57 22V23H56ZM59 22V23H58ZM62 22V23H61ZM64 22V23H63ZM144 22L145 23H148V24H144ZM153 22V23H152ZM166 22V23H165ZM42 23V24H41ZM66 23V24H65ZM170 23V24H169ZM173 23V24H172ZM36 24V25H35ZM61 24L63 25V24H65V25H67L68 26V29L70 30L73 26V28H75L76 29V32H77V30H81V31H78L77 33L78 34H76V32H74L73 34L74 35H72V34H70L71 36H69V32L67 31L68 29H66V27H65V25H63V27H65V28H63V29H66V31L68 32H65V34H66V36H64V38L62 37L63 35H65V34H63V35H60V33H59V31L58 30H60L61 28H62V26H61ZM151 24L153 25V26H151ZM162 25L161 27H160V25ZM44 25V26H43ZM145 26H147V27H145ZM149 26V27H148ZM31 27H28V28H26V29H24V31H31L32 32V30L33 29H31ZM42 27V28H41ZM44 27V28H43ZM56 27V26H55ZM71 27V28H70ZM142 27H143V29H142ZM164 27V28H163ZM211 26L209 25V28H210ZM212 27H214V26H212ZM211 27V28H212ZM48 28V27H47ZM150 28H152L151 30H149ZM157 29V30H159V31H156V30H154V29ZM161 30H160V29ZM42 29H43V31L44 32H42ZM50 29H53V32H52V30H50ZM56 29H58V30H56ZM149 30V31H147L146 32V30ZM213 29V28H212ZM46 30V31H45ZM73 29H71V31H72ZM153 30V31H152ZM55 31V32H54ZM75 31V30H74ZM151 31V32H150ZM160 32V33H157L159 36H158V38H157V36H155L156 35V32ZM187 31V30H186ZM30 32V33H31ZM33 32H35L34 30H33ZM32 32V33H33ZM34 33L35 34V36H40V35H36V34H38V33ZM57 32V33H56ZM61 32H64V30L62 31V29H61ZM146 32V33H145ZM154 32H155V34H154ZM188 32V34H186ZM187 32H185V30H184V36H186L187 37V40H190V39H192L191 38V35L193 34V33H190V30L189 31H187ZM192 32V31H191ZM39 33V34H40ZM59 33V34H58ZM70 33H72V32H70ZM143 33H145V34H143ZM149 33V34H148ZM152 35H151V34ZM162 33V34H161ZM167 35H170V37L169 36H167ZM33 34V35H34ZM56 34H58V36L56 35ZM62 34V33H61ZM76 34V35H75ZM147 34V35H146ZM161 34V35H160ZM68 35V36H67ZM149 35V36H148ZM189 35V36H188ZM61 36V37H60ZM72 36H76V38H74L75 40H76V43L75 42H73V37ZM80 36V35H79ZM145 36H147L146 38H145ZM61 38V39H58V38ZM66 37H72L71 39L70 38H66ZM154 37V38H153ZM163 37H164V39H163ZM192 37H194V34H193V36ZM82 38V37H81ZM168 38V39H167ZM190 38V39H189ZM50 39H51V37H50ZM214 40L216 39V38H213ZM67 40H68V42H67ZM70 40H72L71 42H70ZM74 40V41H75ZM140 40V41H139ZM47 41H49V43L52 41H50V40H48L47 39ZM65 41V43H63ZM79 41V42H80ZM83 41H84V39H83ZM84 41V42H85ZM171 41V40H170ZM79 42L77 43V44H79ZM142 42V43H141ZM144 42V43H143ZM147 42V43H146ZM228 42V41H227ZM227 42H224V45L225 46H227V47H229V45H230V43L228 44ZM89 43V44H88ZM137 43H138V45H137ZM153 44V43H156L158 46H161V49H160V47H159V49H160V51H159V55L161 56H159V58H161V59H163V61L164 62H162L161 63V59H159L158 57H156L155 55H153L152 56V58H150V56H148L152 61H148V63L147 62H142V60L143 61H147V59H144L146 56H140V54H142L143 53V51L142 52H140L141 50L139 49V48H141L142 49V47L144 46V45H147V44ZM53 44V45H52ZM66 44V45H65ZM227 44V45H226ZM62 45H65V46H62ZM175 45H176V43H175ZM58 46V47H57ZM72 46V47H73ZM75 46L73 47V48H75ZM69 50V52L72 54V56H71V54L68 52V50H65L66 48ZM166 47H168V48H166ZM185 47V48H184ZM53 48H55V47H53ZM52 48V49H53ZM56 48L53 50V51H55L56 50ZM94 48H95V50H94ZM184 49V53L186 54V55H184V53H183V49ZM134 49H136V50H134ZM182 49V50H181ZM134 50V51H133ZM145 50V53L147 52V54H151L152 52L150 51L149 52V50L147 49L146 50V48L144 49ZM163 50H167L168 51V55H166L165 57H168L169 55H170V57H168V58H163L162 57V55L164 56V54H163ZM172 50V51H171ZM174 50L176 51V50H178L177 52H175L174 53ZM190 50V51H189ZM65 51H67V52H65ZM74 51H75V53H74ZM129 51V52H128ZM139 54V52H140V54H139V56L140 57H142L141 59V65L138 63V62H140V57L138 56V54L136 53V52ZM161 51H163L162 52V55L160 54L161 53ZM133 52H135V53H133ZM183 53L182 55H184V56H182L181 55V53ZM187 52V53H186ZM188 52H189V54H188ZM172 53V54H171ZM174 53V54H173ZM96 54H97V56H96ZM158 54H156V55H158ZM51 55H55V53L53 52V54H51ZM66 55L64 54V56L66 57ZM172 55H174V56H172ZM178 55H179V58H178ZM63 56V57H64ZM176 56V57H175ZM181 56H182V58H181ZM62 57V58H63ZM64 57V58H65ZM96 57V58H95ZM144 57V58H143ZM155 57H156V60H157V58L159 59V61H158V63H152V62H154L155 61ZM62 58H61V60H62ZM56 59V58H55ZM167 59V60H166ZM177 59V60H176ZM59 60V59H58ZM57 59H56V61L57 62H59ZM60 60V61H61ZM166 60V61H165ZM171 60H172V62H171ZM173 60H175V61H173ZM182 62H181V61ZM63 62H59V64H63V66L62 65H59V66H62L61 67V70H63L64 72H66V70H64V68L63 67H66L67 65H69L71 62H69L68 64L65 62L64 63V60H62ZM156 61V62H157ZM181 63H180V62ZM161 64H160V63ZM178 62H179V64H178ZM136 63H138V64H136ZM151 63V64H150ZM64 64H66L65 66H64ZM146 65V64H148V67H149V69L148 68H146V67H142V65ZM164 64V65H163ZM72 66H71V69H72V67H74L73 66V64H71ZM144 65V66H145ZM158 65V66H157ZM177 65V66H176ZM186 67H185V66ZM194 65V67H192ZM196 65V66H195ZM139 66V67H138ZM141 66V67H140ZM147 66V65H146ZM151 66H152V68H151ZM198 66V67H197ZM157 67V68H156ZM159 67V68H158ZM168 67H169V69H168ZM179 67V68H178ZM184 67L186 68V70H187V73L189 74L190 73V75H188V74H186L185 72H186V70L184 69ZM192 67V68H191ZM200 67V68H199ZM232 67V66H231ZM142 68H144V70L142 69ZM146 68V69H145ZM154 68V69H153ZM172 68V69H171ZM198 71H194L195 69ZM232 68H234V67H232ZM239 68H240V70H239ZM242 68V69H241ZM67 69V71L68 72H66V73H63V71H59L60 72V74H63V75H65V76H63V78H58V77H56V75H55V77H56V80H57V78L59 79V82L61 81H63L62 83H61V85H63V84H67V83H69V80L68 79H70V82L72 83H69L70 84V86H74V83L73 82H76V81H78V80H76V79H78L79 77H77V75H76V73L74 74V72L73 71H71V72H73V74H72V77L75 75L76 77V79H72L71 78V72L68 70V69H70V65H69V67H67L66 68ZM74 69V68H73ZM141 69H142V71H141ZM148 69V70H147ZM152 71H151V70ZM158 69V70H157ZM177 69H178V71H177ZM107 70V71H106ZM156 70V71H155ZM181 70V71H180ZM200 70H201V73L204 75H201V73H200ZM234 70V69H233ZM242 70V71H243ZM106 71V72H105ZM143 71H144V73L145 74H147V72H149V74H147V75H144L143 74ZM185 71V72H184ZM192 71V72H191ZM59 72L57 71L56 73H58L59 74ZM70 72V74H67V73H69ZM112 72V73H111ZM156 72H158V73H156ZM110 73V74H109ZM150 73H152V74H154L155 75V77H153ZM182 73V74H181ZM185 75H184V74ZM58 74H57V76H58ZM60 74H59V76H60ZM106 74V75H105ZM157 74V75H156ZM180 74H181V76H180ZM230 74V75H229ZM67 75V76H66ZM68 75H70V76H68ZM142 75H144L145 77L146 76H148V77H150L149 78V80L147 79L146 80V78H148V77H146V78H144V76H142ZM152 77H151V76ZM178 75H179V77L180 78H178ZM184 75V76H183ZM192 76L191 77V79L188 77V76ZM195 75L197 76V80H196V77H195ZM199 75V76H198ZM185 76H186V78H187V80H186V78H185ZM201 76H203V78L201 77ZM208 77V81L207 80H205L207 77ZM232 76V77H231ZM234 76H237V77H234ZM61 77V76H60ZM67 78L66 80H68L67 82L66 81H64V79L65 78ZM206 77V78H205ZM230 79H229V78ZM155 78V79H154ZM181 78H183L184 80L183 81H185V83L182 81V79ZM194 78V79H193ZM204 79L205 81H203L202 79ZM219 78H220V81H219ZM225 78V79H224ZM227 78V79H226ZM233 78H235V79H233ZM61 79H63V80H61ZM144 79V80H143ZM151 79V80H150ZM179 79V80H178ZM190 79V81H188ZM192 79L193 80H195V82H193L192 81ZM201 80V82L203 83L202 85L204 86L207 82H209L207 85L209 86V84L211 85H213L214 87H209L210 89H212V91L210 92L209 91V93H208V90L206 91L205 89H203L204 87L201 85V83H200V81H198V80ZM215 79H218V81L217 80H215ZM240 81H239V80ZM253 80V82H252V80ZM72 80V81H71ZM74 80H76V81H74ZM230 80V81H229ZM233 80V81H232ZM238 80V81H237ZM145 81V82H144ZM148 81V82H147ZM150 81L152 82V83H150ZM173 81V82H172ZM178 81H180V83H178ZM187 81V82H186ZM215 81H217V84H216V82ZM224 82V83H222V84H218L219 82ZM58 82V83H59ZM197 82H199L198 84H200L201 86H199L197 89H196V85H197ZM204 82H206V83H204ZM215 84H214V83ZM248 84H247V83ZM147 83V84H146ZM177 84L178 83V85H176L177 87H175V86H173L174 84ZM191 83V84H190ZM193 83V84H192ZM250 83V84H249ZM60 84V83H59ZM113 84V85H112ZM181 84V85H180ZM222 85V86H221ZM226 85H227V82H226ZM68 85H66V87H67ZM70 86H68V87H70ZM172 86V87H171ZM195 86V87H194ZM221 86V87H220ZM225 86V85H224ZM231 85H230V87H232ZM66 87H65V85H63V90L64 89H66ZM67 87V89H66V92H65V94H64V92H61V91H59L58 89H56V92H57V90H58V92L61 94V93H63V95L61 94H59V93H55V95H56V98H53V97H55V95L53 94V93H49V95H54L53 97L52 96H49V95H47V98L48 97H52L51 99H48V100H52V99H54V101H55V99L57 100L56 101V103L53 101H51L52 103H55V104H49V102L47 101V98H46V101H44L45 103L46 102H48L47 103V105H48V107L50 108H52V110H51V108L49 109L48 107V109L46 108V110H45V112L46 113H50V114H52V113H56V115L54 116L53 114L51 115L52 117H54V118H56L57 120H59V121H61V122H65V123H69L70 121L69 120H73V121H75L76 120V118L74 117V113H73V111L68 107L69 105H71L70 103L72 102V100H71V97H68V95L70 94V90H71V88L72 87H70V89ZM202 87V88H201ZM200 88L201 89H203V90H201V91H203V94L207 97V93L208 94H210V95H212L213 93H217V97L219 98L218 100L219 101H217L216 99V94H213V95H215L214 97H213V95L211 96V98H210V96H209V98L207 99L208 101H205L206 99L204 98L205 96L201 93V91H199L200 90ZM208 88V89H209ZM69 89V90H68ZM174 90V92L173 93H171L172 91ZM222 89V90H221ZM250 89V88H249ZM205 90V91H204ZM255 90L257 91V89L255 88ZM65 91V90H64ZM255 91V92H256ZM169 92V93H168ZM205 92H207V93H205ZM220 94V96H219V94ZM57 94H58V96H57ZM200 94H202L203 96H201ZM59 96H62V97H60V98H62L61 100H60V103L63 101V98L64 97H66L65 98V100L66 99H68L67 101L69 102H67V107H63V105H64V103L66 102H62L63 104H59V102H58V99H59ZM116 97L115 99H113V97ZM144 96H145V98H147V99H145L144 98ZM147 96V97H146ZM212 98H214L215 99V101H213L212 100ZM223 98V99H222ZM185 99V100H184ZM189 99H191V100H189ZM221 99H222V103H220V101H221ZM243 99H245L244 97H242L241 99H240V101H244ZM257 99H260V98H257ZM111 100V101H112ZM143 100H149V103L147 102V103H145V101H143ZM169 100H171V101H169ZM175 100V101H174ZM179 102H181V103H179ZM184 100V101H183ZM209 100H211V102H212V105H210L211 104V102H209ZM260 100H262V99H260ZM260 100H256L255 102H253L252 104H251V106L253 107L254 105V107L253 108H258V109H261V110H264V103H263V101H262V103L260 102ZM116 101V100H115ZM126 101H127V103H126ZM172 101H174V102H172ZM176 101H177V103H176ZM183 101V102H182ZM187 101V102H186ZM193 101V102H192ZM202 101V102H201ZM57 102H58V104L60 105H57ZM73 102H75L74 100H73ZM72 102V103H73ZM142 102H143V104H142ZM150 102H151V104H150ZM172 102V103H171ZM190 102V103H189ZM205 102H209L208 104H209V106H207L208 104H205ZM215 102V103H214ZM219 102V105L217 104ZM114 105H113V104ZM128 103H129V105H128ZM179 103V104H178ZM187 103H189L188 105H187ZM192 103V104H191ZM125 104L126 105H128L127 107L130 109L128 112H127V114H128V116L127 117H124V115L126 114H124L123 112L124 111H126V109L128 110V108L125 106ZM134 104V105H133ZM146 104H147V106H146ZM150 104V105H149ZM175 104H176V106H175ZM178 104V105H177ZM183 104H185L184 106H183ZM195 104V105H194ZM205 106V107H203V105ZM65 105H66V103H65ZM74 105V104H73ZM73 105H71V107L73 106ZM112 105H113V108H112ZM153 107H152V106ZM171 105V106H170ZM187 105V106H186ZM193 107H192V106ZM201 105V106H200ZM216 106L217 108H215L214 110H213V108H214V106ZM57 107L58 109V111L59 112H57V110L56 109H54L53 107ZM126 108H125V107ZM131 106V107H130ZM133 106V107H132ZM170 106V107H169ZM184 107V108H186V110L184 109L183 111H181L182 109H180L181 107ZM220 106V107H219ZM62 107H63V109L64 108H66V110L64 111L63 109H62ZM110 107V108H109ZM151 107L152 108H156V109H153V111H152V109H151ZM192 107V108H191ZM195 107H199L198 108V111L195 109ZM208 107V108H207ZM44 108V107H43ZM207 108V109H206ZM212 108V109H211ZM223 108V109H222ZM60 109H62L64 112L62 113L61 112V110ZM68 109H70V111H72V112H70ZM119 109H121L122 111H119ZM144 109V110H143ZM149 109H151V111L149 110ZM174 109V110H173ZM175 109H177V110H175ZM195 111H194V110ZM47 110H49V111H47ZM56 110V111H55ZM68 110V111H67ZM109 110H110V112H109ZM124 110V111H123ZM169 110V111H168ZM208 112H207V111ZM211 110V111H210ZM216 110V111H215ZM219 110V111H218ZM226 110H228V113L230 114H228V113H225V112H227ZM242 109L240 108V111H241ZM54 111V112H53ZM115 111V112H114ZM116 111H118V113L119 112H121V113H119L118 115H119V117L117 116V114H116ZM150 111V112H149ZM155 111H157V112H155ZM168 113H167V112ZM174 111V112H173ZM206 111V112H205ZM225 111V112H224ZM68 112H70L69 114H68ZM114 112V113H113ZM161 112H163V113H161ZM165 112H166V114H165ZM210 112V113H209ZM218 112V113H217ZM231 112V113H230ZM241 112H243V111H241ZM158 113V114H157ZM198 113V114H197ZM215 113H217V115H215ZM225 113V114H224ZM232 113H234L233 115H232ZM59 114V115H58ZM64 114V115H63ZM124 114V115H123ZM159 114H160V116H159ZM163 114V115H162ZM205 114V115H204ZM211 114V115H210ZM224 114V115H223ZM243 114V113H242ZM60 115H62V117L60 116ZM70 115L72 116V117H70ZM214 115H215V117L216 118H218L220 121H216V119H215V122H213L215 125L213 126V124H212V117H214ZM218 115H220V116H218ZM235 115V116H234ZM60 116V117H59ZM113 116H115L114 118L115 119H113ZM117 116V117H116ZM148 116V117H147ZM218 116V117H217ZM222 116V117H221ZM228 116H230V117H228ZM172 117H173V119H172ZM189 117V118H188ZM214 117V118H215ZM221 117V118H220ZM235 117H236V119H235ZM64 118H66V119H64ZM68 118V119H67ZM112 118V119H111ZM159 118V119H158ZM213 118V119H214ZM229 118V119H228ZM75 119V120H74ZM223 119V120H222ZM126 120V119H125ZM156 120V121H155ZM158 120V121H157ZM173 120V121H172ZM174 120H176V121H180V123H179V121H178V124H176L175 122H174ZM195 120V121H194ZM198 120V121H197ZM210 120H211V122H210ZM69 121V122H68ZM73 121H71L70 123H73ZM76 121H78V120H76ZM120 122V125L122 126V127H119L120 125H119V122ZM171 121V122H170ZM208 121V122H207ZM129 122V123H130ZM149 122V123H148ZM155 122V123H154ZM159 122V123H158ZM168 122V123H167ZM174 122V123H173ZM198 122V123H197ZM206 122H207V124H209V125H207L206 124ZM225 122V121H224ZM130 123V124H131ZM135 123V124H134ZM174 125L173 127H175V126H177L176 128H171L174 132H171V134L169 135L168 133H170V132H168V131H166L167 129H169V127L168 126H171L172 124ZM114 124V125H113ZM147 124L148 125H150V126H154L153 128H148V126H147ZM169 124V125H168ZM171 124V125H170ZM180 124H181V126H180ZM206 124V125H205ZM107 127H106V126ZM210 125H212L211 127H210ZM73 126V125H72ZM105 126V127H104ZM111 126V127H110ZM146 126V128H144ZM166 126H167V129H166ZM62 127V126H61ZM103 127H104V129H103ZM119 129H118V128ZM172 127V126H171ZM202 127V126H201ZM113 129V130H112ZM130 129V128H129ZM181 129V128H180ZM48 130V129H47ZM119 130V131H118ZM137 130V131H136ZM171 130V131H172ZM203 130H204V128H203ZM136 131V132H135ZM170 131V130H169ZM168 132V133H167ZM262 132H264V131H257V132H255L254 133V136H257L259 139H261L262 140V138H263V141H264V136H263V134L264 133H262ZM139 133V134H138ZM182 133H184L183 134V136L184 135H186L187 133H185V132H182ZM213 133L214 132H212V135H213ZM110 136H109V135ZM140 134V135H141ZM192 134H194V133H192ZM262 135V138H260V136ZM117 136H118V134H117ZM128 136H130V137H128ZM135 136H133V137H135ZM187 136V135H186ZM194 136V135H193ZM114 138H112L113 140H115ZM184 138H186L185 136H184ZM183 138V140H185ZM111 139V141L113 142V140ZM117 139V138H116ZM128 139H131L130 141L128 140ZM134 139V140H133ZM174 140H176L175 138H173ZM189 139V140H188ZM178 140V139H177ZM176 140V141H177ZM182 140V141H183ZM115 141H117V140H115ZM134 141V142H133ZM176 141H174V142H176ZM101 143L102 142H104V140L102 139L101 141H100ZM185 142V141H184ZM193 142H194V145H193ZM116 143V142H115ZM130 143V144H129ZM160 144V145H159ZM176 144V143H175ZM196 144V145H195ZM145 145H147V144H145ZM172 145V146H171ZM177 145V144H176ZM144 146V145H143ZM151 148H150V147ZM178 146V145H177ZM144 148V149H146V151L144 150V149H142V150H144L146 153H147V148ZM137 148V149H136ZM153 148H154V151L155 150H157V151H153ZM159 148H161V150L159 149ZM193 148V149H192ZM217 148V147H216ZM216 148H213V149H215V150H211V152H213V153H217L218 151H220V149H217V151H216ZM123 149H124V147H123ZM128 149V150H129ZM123 152H122V151ZM233 150V149H232ZM231 151V150H230ZM234 151H237V150H234ZM260 153H262V154H260ZM264 149L262 150V152L260 151V150H256L255 152H257V154L259 153V155H261V156H263L264 155ZM143 152V151H142ZM154 152V153H153ZM238 152V151H237ZM240 152V151H239ZM254 152V151H253ZM149 153V152H148ZM180 153V154H179ZM238 156H237V155ZM254 154V156L255 157H257V158H259L258 156L259 155H257L256 153H253ZM179 155V156H178ZM224 155V154H223ZM233 156V158H232V156ZM126 156V157H127ZM131 156V157H132ZM138 156V157H137ZM215 157V159L218 161L219 159H217ZM224 157V156H223ZM230 157H231V159H230ZM244 157H246V158H244ZM123 158V159H122ZM136 158H138L137 160H136ZM226 158L227 159H230V160H228L229 161V163H228V161L226 160ZM235 158H237L236 160H234ZM261 158H263V157H261ZM122 159V160H121ZM177 159V160H176ZM200 159V160H199ZM233 159V160H232ZM249 159V158H248ZM115 160V161H116ZM174 160V161H173ZM219 161V162H220ZM238 161H241L240 163L238 162ZM117 162V161H116ZM173 162V163H172ZM177 162V163H178ZM201 162L202 163H205V164H201ZM207 162V163H206ZM209 162H211V163H209ZM226 162V163H225ZM234 165V166H232L231 165V163ZM234 162V163H233ZM247 162V163H246ZM118 163V162H117ZM237 163H239V164H237ZM244 163H246V165L245 166H243V164ZM119 164V163H118ZM124 164V165H123ZM170 164H171V167H170ZM199 164V165H198ZM227 164H228V166H227ZM250 164V165H249ZM175 165V166H174ZM198 165V166H197ZM230 165H231V167L232 168H230ZM236 165H238V168H237V166ZM191 166V167H190ZM206 166V167H205ZM235 166H236V168L240 171H238V172H236V168H235ZM242 168H241V167ZM172 167L174 168V170H175V168H176V170L175 171H173L172 170ZM193 167V168H192ZM205 167V168H204ZM240 167V168H239ZM246 167V168H245ZM248 167H250V168H248ZM131 168V169H130ZM170 168H171V170H170ZM177 168H178V170H177ZM208 168H209V170H208ZM214 168H215V170H214ZM245 168V169H244ZM122 169V170H121ZM164 169H166V171H164ZM196 169V170H195ZM208 170V171H206V170ZM242 169H243V171L244 172H246V173H248V174H250L249 176H248V174L246 175L244 172V174L246 175H244V176H242ZM247 169V170H246ZM163 170V171H162ZM168 170V171H167ZM214 172H213V171ZM228 172H227V171ZM233 171V172H229V171ZM246 170V171H245ZM248 170H249V172H248ZM158 171L162 174V172H163V174H165V173H167V174H165V176L164 175H160V173H158ZM162 171V172H161ZM177 171V172H176ZM212 171V172H211ZM217 171V172H216ZM226 171V172H225ZM177 173V174H175V173ZM215 172H216V174H215ZM209 173H210V176H209ZM212 173H213V175L215 176H212ZM220 173V174H219ZM236 173H238L237 175H236ZM241 173V174H240ZM168 174L170 175V176H168ZM174 174V177L176 176V175H179V174H181L180 176L182 177V179H181V177H180V181H181V183L179 184V186H177V183L176 182H174L173 180H175V178H177L178 180V182H179V176H177V177H175V178H172L173 176L172 175ZM227 174V175H226ZM131 175V176H130ZM223 177H222V176ZM241 175V176H240ZM252 175V176H251ZM130 176V177H129ZM159 178L158 180H160V182L158 181V183H157V177ZM163 176V178H161ZM172 176V177H171ZM188 176V177H187ZM189 176H190V178H189ZM207 176H208V178H207ZM216 176H218V178L216 177ZM236 177V178H233V177ZM129 177V178H128ZM150 177V178H149ZM152 177V178H151ZM154 177H156V178H154ZM165 177H167V178H165ZM168 177H170L171 179H172V181H173V184L171 183V179L170 180H168L169 178ZM224 177H226V178H224ZM245 177V178H244ZM251 177V178H250ZM124 178H127V179H124ZM165 178V179H164ZM229 180H228V179ZM231 178V179H230ZM240 178H242V181L240 182L239 181V179ZM131 179H133V180H131ZM155 179V180H154ZM216 179V180H215ZM218 179V180H217ZM226 179V180H225ZM237 181H236V180ZM246 180V181H244V180ZM248 179V180H247ZM125 180H127V181H125ZM146 180H148V181H146ZM151 180V181H150ZM156 182V183H153L154 181ZM164 180H168V181H170V182H168V181H166V184H164L165 182H164ZM196 180V181H195ZM208 180V181H207ZM223 182H222V181ZM231 180H232V182H231ZM250 180H252L250 183H249V181ZM162 181L164 182V183H162ZM176 181V180H175ZM211 181V182H210ZM221 181V182H220ZM229 182V184H227V182ZM244 181V185H247L246 183H249V185H248V187H246V186H244V185H242V189L240 188V186H241V184H243L242 182ZM131 182V183H130ZM209 182V183H208ZM226 182V183H225ZM234 182H236V185H235V183ZM238 182H240V183H238ZM255 182H256V180H255ZM258 182V181H257ZM129 184V186H128V184ZM133 183H135V184H133ZM148 183V185H151V186H153V187H151V189H148L150 186H148V185H146ZM152 183V184H151ZM174 183H176V184H174ZM196 183V184H195ZM201 183V184H200ZM208 183V184H207ZM214 183V184H213ZM231 183V184H230ZM234 183V184H233ZM259 183V182H258ZM115 184H116V186H115ZM144 184V185H143ZM154 184V185H153ZM157 184H159L158 186H157ZM161 184V185H160ZM163 184V185H162ZM170 185V187H169V189H171V190H169V189H167L166 188V186L168 187L169 185ZM183 184V185H182ZM206 185V186H204V188H202L203 187V185ZM212 184V185H211ZM222 184V185H221ZM234 185V187L237 189V186H238V191H239V189H240V191L238 192V193H236L237 192V190L234 188V190H236V191H234L233 189H231V188H233V185ZM238 184V185H237ZM131 185V186H130ZM132 185H134V186H132ZM147 187H146V186ZM184 185H185V188H184ZM188 185V186H187ZM191 185V186H190ZM193 185V186H192ZM196 185H197V187H196ZM210 185V186H209ZM215 185V186H214ZM219 185L220 186H222L223 187V189L222 188H220L219 187ZM230 185H232V187L230 186ZM255 185V184H254ZM258 185H260V184H258ZM111 186L109 187V195L114 199V197H115V195L116 194H118V193H115L114 191H111L112 189H111ZM119 186H120V188L124 191V189L126 190V188H127V192H128V194H125L126 192H123L120 188H119ZM128 186V187H127ZM144 186V188L142 189V187ZM175 188V190H176V192H177V195L175 194V191L174 192H172V190H174V188ZM176 186L177 187H179L178 189H176ZM214 186V187H213ZM219 188H218V187ZM228 186H229V188H228ZM251 186V185H250ZM113 187H115L116 188V190H115V188H113ZM154 187H155V189L156 190H154ZM191 187H193V188H191ZM212 187V188H211ZM227 187V188H226ZM124 188V189H123ZM145 188H146V190L148 191H146L145 190ZM153 188V189H152ZM190 188V189H189ZM206 188V189H205ZM207 188H209V189H207ZM246 188H248V189H246ZM168 191H167V190ZM185 189V190H184ZM188 189V190H187ZM196 189H198V190H196ZM211 189H212V193H211ZM217 189V190H216ZM219 189H222V191L221 190H219ZM225 189V190H224ZM229 189V190H228ZM245 189V190H244ZM249 189H251L250 190V194H249V192H247ZM253 189V190H252ZM259 189H262V188H259ZM154 190V192H152V191ZM159 190V191H158ZM167 191L166 192V194H165V191ZM177 190H179V192L181 193H179ZM213 190H214V192H213ZM256 190V191H255ZM145 191H146V196L145 197H143L142 195L143 194H145ZM151 191V192H150ZM160 193V191H162L161 193L163 194V196H162V194L160 193V195H159V193ZM185 191H186V193H187V197L188 198H186V193H185ZM188 191V192H187ZM192 191V192H191ZM206 191V192H205ZM217 191V192H216ZM232 191L233 192H235L234 193V195L236 194H238V197L235 195L234 197H233V194H232ZM243 193H242V192ZM253 191V192H252ZM257 191H258V193L259 194H257ZM111 192H113V193H111ZM155 192H157L156 193V195H158L157 197H156V195H154L155 194ZM168 192H169V194H168ZM195 192V193H194ZM218 192H219V194H218ZM227 192V193H226ZM245 192H246V194H245ZM254 192L256 193L255 194V198L256 199H252V200H250L249 199V197L250 196H253L254 195ZM121 193H123L124 194V196H122L123 194H121ZM147 193H149V196L151 197V196H153V197H151V198H149L147 195ZM150 193H154V194H151L150 195ZM174 193L175 194V196H174V194L172 195V194ZM178 193H179V195H180V198H178ZM209 193H211L210 195H209ZM215 195H214V194ZM221 193H224V195H221ZM248 193V194H247ZM141 196H140V195ZM195 194H197L198 195V197H195V196H197V195H195ZM199 194H202L203 195V197H202V203L204 202V203H206L208 206L209 205H212V206H209V209H208V207H206L207 209V211H205V206H206V204H201V203H199L200 202V197L202 196V195H200V197H199ZM218 195V197H217V195ZM227 194V195H226ZM242 194H244V196L246 195V197H244V198H242V196H240V195H242ZM253 194V195H252ZM114 195V196H113ZM128 196V199L127 198H125V197H127ZM133 195V196H132ZM169 197H168V196ZM214 195V196H213ZM228 195H230V196H228ZM248 195H249V197H248ZM260 195H262V198H261V196ZM117 196V195H116ZM117 196V197H118ZM161 197V199H160V197ZM166 198H165V197ZM171 196V197H170ZM204 196L206 197V198H204ZM210 196V197H209ZM213 196V197H212ZM216 196V197H215ZM222 196V197H221ZM224 196V197H223ZM227 196H228V202H227ZM232 196V197H231ZM10 197H13V196H10ZM124 199H123V198ZM139 197H143V198H145L144 200L143 199H139ZM149 198V199H147V198ZM164 197V198H163ZM172 197H175V200H172V199H174V198H172ZM215 197V198H214ZM237 197V198H236ZM123 199V201H122V199ZM130 198V199H129ZM158 198L162 201V203H160L161 201L159 200L158 201ZM171 198V199H170ZM177 198H178V200H177ZM193 198H194V200H193ZM197 198H199V199H197ZM210 198H213V199H210ZM216 198H218V199H216ZM225 198V199H224ZM232 198L234 199L233 201H230V200H232ZM236 198V199H235ZM239 198H240V200H239ZM242 198V199H241ZM246 198H247V200H246ZM251 198V197H250ZM253 198V197H252ZM259 198V199H258ZM14 199H15V197H14ZM152 199H154V200H152ZM156 199V200H155ZM168 199H170V200H168ZM190 199V200H189ZM192 199V200H191ZM258 199V200H257ZM140 200L145 204V201H148V203L150 204V202H151V204L153 205V206H150V208H149V204L147 203V204H145V206L144 205H142V202L140 203ZM149 200H150V202H149ZM152 200V201H151ZM165 200V201H164ZM184 200H186V201H184ZM188 200V201H187ZM197 200V201H196ZM204 200H206V201H204ZM211 200H213V201H211ZM237 200V201H236ZM244 200V201H243ZM250 201V207H249V204L248 203H246V201ZM262 200V201H261ZM155 201V202H154ZM168 203H167V202ZM209 201H211V202H209ZM218 201V202H217ZM242 203H241V202ZM124 202V203H125ZM186 204V203H188V206H189V203L191 202V204H190V206L192 207V206H194V207H192V208H197V210H194V209H191V211L193 212H188V210H190V209H188L189 207L187 206V204L186 205H184V203ZM197 202V203H196ZM212 202L213 203H215V204H212ZM154 203V204H153ZM160 203V204H159ZM164 203V204H163ZM192 203H193V205H192ZM195 203V204H194ZM201 204V205H199V204ZM209 203V204H208ZM218 203V204H217ZM220 203H222V204H220ZM230 203V204H229ZM237 203V204H236ZM243 203H245V205L243 204ZM254 203V204H253ZM255 203L259 206V208H257V210L255 209V210H253L254 208H253V206L255 205ZM150 204V205H151ZM159 204L161 207H159V206H157V205ZM167 204H169V205H167ZM243 204V205H242ZM248 204V205H247ZM252 204V205H251ZM124 205V204H123ZM128 205H127V203L124 205V206H127L128 207ZM136 205V206H135ZM147 205V206H146ZM155 205L158 207V209H160V210H158V211H163V213L162 212H158L157 211V208L155 207ZM165 207H164V206ZM203 205H205L204 206V208H203ZM216 205V206H215ZM220 205V206H219ZM228 205H229V208H228ZM236 205V206H235ZM242 205V206H241ZM246 205H247V207H249V208H246ZM123 206V207H124ZM143 206V207H142ZM168 206V207H167ZM197 206V207H196ZM200 206V207H199ZM201 206H202V208H203V210H202V208H201ZM214 206H215V209H214ZM239 206H240V208H239ZM252 206V207H251ZM137 207V208H136ZM140 207V208H139ZM151 207H153V208H151ZM167 207V208H166ZM170 207V208H169ZM186 207H188L187 209H186ZM199 207V208H198ZM211 207H213V208H211ZM223 207H225V209L223 208ZM243 207H244V209H243ZM151 209V210H149V209ZM154 208H156V211L154 212ZM172 208H173V210H172ZM185 208V210H187V212L188 213H186L185 212V210L184 211H182L183 209ZM210 208H211V211H215L214 213L215 214H213V213H211V211H210ZM218 208V209H217ZM236 208L238 209V210H236ZM246 208V209H245ZM135 209V211L133 212V210ZM163 209H165V210H167L168 209V211H164ZM180 209H182L181 211H180ZM214 209V210H213ZM223 209V210H222ZM242 209V212L241 211H239V210H241ZM258 209H259V211H258ZM261 209V210H260ZM137 210V211H136ZM217 210V211H216ZM221 210V211H220ZM139 211V212H138ZM197 211V212H196ZM244 211V212H243ZM256 211V212H255ZM263 211V212H262ZM172 212V213H171ZM184 212L186 213L185 215H186V217L182 220V215H184ZM217 212H218V214H217ZM234 212V213H233ZM128 213V214H127ZM180 213V214H179ZM183 213V214H182ZM190 213V214H189ZM196 213H198V215L196 214ZM220 213V214H219ZM227 215H226V214ZM235 213H236V215H235ZM254 214L253 216L251 215V214ZM260 213V214H259ZM159 214H160V216H159ZM161 214H162V216H161ZM193 214V215H192ZM203 214V215H202ZM208 214V215H207ZM211 214V215H210ZM217 214V215H216ZM222 214H225V215H222ZM234 214V215H233ZM241 214L243 215V216H241ZM251 215V217L249 216V215ZM259 214V215H258ZM75 216L73 217V215H72V217L73 218H75L76 219V216H78V215H76V214H74ZM127 215H129V217L127 216ZM171 215V216H170ZM200 215L202 216V217H200ZM210 215V216H209ZM219 215H222V216H219ZM238 215H240V218L238 217ZM165 216V217H164ZM192 216V217H191ZM194 216H196V217H194ZM198 216V217H197ZM213 216H214V219H213ZM224 216H226V217H224ZM229 216V218H227ZM235 216V217H234ZM246 218H245V217ZM255 216V218H254V220H255V222H256V224H255V222L253 223V224H251V223H249V221L251 222L252 220H253V217ZM160 217V218H159ZM181 218V220H180V218ZM184 217V216H183ZM188 217V218H187ZM209 218V219H207V218ZM234 218V219H230V218ZM236 217H237V219H236ZM170 218V219H169ZM179 218V219H178ZM198 218H200L201 219V221H204L205 222V224H204V222H202V224H201V221H200V219H198ZM217 218V219H216ZM225 218V219H224ZM156 219H158V221H159V219L161 220V221H159V223H158V221L156 220ZM188 219V220H187ZM191 219V220H190ZM192 219H196V220H192ZM257 219V220H256ZM261 219V220H260ZM79 220V219H78ZM165 222H164V221ZM168 220V221H167ZM178 220V221H177ZM179 220H180V222H179ZM186 220V221H185ZM207 220H209V221H207ZM213 220V221H212ZM218 220V221H217ZM223 220V221H222ZM225 220L228 222V220H229V223H228V225H227V222H225ZM246 220V221H245ZM185 221V222H184ZM192 221V222H191ZM196 221V222H195ZM198 221V222H197ZM212 221V222H211ZM231 221H233V222H231ZM239 221H240V223H239ZM243 221V223H241ZM156 222H157V225H156ZM160 222H161V224H160ZM186 223V224H184L185 226L187 225V226H190V227H187L188 228V231H187V228H184L185 226H183V223ZM189 222V223H188ZM200 222V223H199ZM223 222H224V224H223ZM247 222H248V224L249 225H247ZM142 223V224H141ZM163 223V224H162ZM167 223V224H166ZM188 223V224H187ZM212 225H211V224ZM220 223V224H219ZM235 223H239V224H235ZM139 224H141V225H139ZM180 224V225H179ZM195 224V225H194ZM201 224V225H200ZM210 225V226H215L216 228H214V229H216V230H213V231H218L217 233H218V236L220 237V238H222L224 241H225V243H224V241H223V247L225 248V245H226V247L228 248L229 246L228 245H230L233 241V239H234V242L236 243V244H234V242H233V244H232V246H230V248L231 249H233V248H237L236 249V251H238L236 254L238 255V257H237V255L235 254V250L233 249L232 251H234L233 252V254L231 253V255L229 254L230 252H232L231 250H230V248H226L227 250H228V252H227V250L226 249H224L223 247V249H222V251H221V253L224 251V250H226V252H224V253H226V256L224 255V257H226V259L223 261V259L224 258H222V260H220V256L219 255H217V256H215L214 254H210L209 252H211V251H209L208 250V252H207V250L206 249H208L207 248V246H206V249H205V247H204V243H202L201 244V241H200V237H198V236H194V234L196 233V230L198 229V227L200 228L201 226L203 227H205V230L207 231V229H209L208 227H210V226H207L206 227V225ZM217 224V225H216ZM235 224V225H234ZM242 224V225H241ZM247 226H246V225ZM251 224V225H250ZM256 226H255V225ZM148 225V226H147ZM159 225V226H158ZM163 225V228L161 227ZM182 225V226H181ZM198 225H200V226H198ZM224 225V226H223ZM230 225H231V227H230ZM258 225H260V226H258ZM146 226V227H145ZM160 227V229H158V227ZM169 226V227H168ZM213 226V227H214ZM226 226V227H225ZM242 228H241V227ZM251 226H253V227H251ZM148 227V228H147ZM156 229H155V228ZM165 227V228H164ZM167 227H168V229H167ZM183 227V228H182ZM219 227V228H218ZM226 228V229H224V228ZM247 227H249V228H247ZM260 227V228H259ZM147 228V229H146ZM176 228H178V229H176ZM189 228H190V231H189ZM194 228H196L195 229V231L193 230ZM220 228H221V230H220ZM223 228V229H222ZM228 228V229H227ZM230 228V229H229ZM234 228V229H233ZM246 228V229H245ZM251 228H253V229H251ZM259 228V229H258ZM149 229H151V230H149ZM166 231H164V230ZM181 229V230H180ZM219 229V230H218ZM163 230V231H162ZM168 230V231H167ZM179 230L180 231V233H182V234H180L179 235V231L177 232V231ZM210 230V229H209ZM208 230V231H209ZM223 230V231H222ZM256 230H258V231H256ZM259 230H261V231H259ZM149 231V232H148ZM152 231H153V233L154 234H158L157 236L156 235H154L153 236V238H152ZM161 231V232H160ZM183 231V232H182ZM219 231H222V232H224V233H226V232H228V231H230V232H228V233H231V231L232 232H234L232 235H230V234H224V233H222L221 234V232H220V234H219ZM159 232H160V234H159ZM163 232V233H162ZM188 232V233H187ZM190 232H191V234H190ZM239 232V231H238ZM258 232H261V233H258ZM13 233H18L17 231H13ZM193 233V234H192ZM246 235H245V234ZM143 234H145V235H143ZM176 234H178L179 236H180V239H179V236L177 235L176 236ZM185 234V235H184ZM186 234H187V237H186ZM190 234V235H189ZM224 234V235H223ZM240 234H241V236H240ZM260 234V235H259ZM159 235H160V237H159ZM194 237H192V236ZM195 235H197V234H195ZM221 235H222V237H221ZM225 235H227V236H231L232 237V239H231V243L229 242V238H227V236H225ZM237 235V236H238ZM245 235V236H244ZM143 236H145V238L143 237ZM185 236V237H184ZM223 236H225V237H223ZM178 237V238H177ZM191 237V239L189 240V238ZM235 237V236H234ZM187 238V239H186ZM262 238V239H261ZM149 239V240H148ZM159 239H156V240H158V241H160ZM165 239V240H164ZM227 239V240H226ZM229 239V240H228ZM261 241H260V240ZM177 240V241H176ZM187 240V241H186ZM191 240H193V241H191ZM221 240V239H220ZM149 241H151L150 243H152V244H149ZM157 241V243L158 244H162V242L163 241H161V242H158ZM172 241H175V243L174 242H172ZM178 241H181V242H178ZM186 241V242H185ZM199 241V242H198ZM260 241V242H259ZM184 242V243H183ZM190 242V243H189ZM194 242V243H193ZM197 242V243H196ZM227 242V243H226ZM18 243H20V242H18ZM23 242H21L20 243V245L19 244H17V246H19V248L20 247H22L21 246V244H22ZM25 243V245L28 247V245L26 244V242H24ZM24 243H23V246H24ZM142 243V244H143ZM182 243L184 244V245H182ZM186 243H188V246H186L187 244ZM192 243V244H191ZM201 245H200V244ZM230 243V244H229ZM194 244V245H193ZM144 245V244H143ZM146 245H144V246H146ZM172 245V246H171ZM174 245V246H173ZM193 245V246H192ZM14 246V248L16 247V245L14 244L13 245ZM26 246H24V248L22 247V248H20V251H19V248L18 247H16L17 249H16V251H19L20 253L21 252H23V250L24 251H29L28 249H27V247ZM176 246V247H175ZM190 246V247H189ZM192 246V247H191ZM194 246H195V248H194ZM234 246V247H233ZM163 247V248H164ZM174 247V248H173ZM183 247V248H182ZM185 247V248H184ZM203 247V248H202ZM233 247V248H232ZM263 247V248H262ZM176 248H178V249H176ZM181 248V249H180ZM186 248H187V251H186ZM200 248H201V250L203 249L204 251H201L200 250ZM27 249V250H26ZM165 249V248H164ZM174 249V250H173ZM184 249V250H183ZM22 250V251H21ZM180 250V251H179ZM260 250V251H259ZM262 250V251H261ZM173 251H174V253H173ZM177 251V252H176ZM197 251H200V253H198ZM11 252H14L15 254L17 253V252H15V251H11ZM18 252V253H19ZM160 252H161V250H160ZM172 252V253H171ZM179 252V253H178ZM188 252V253H187ZM192 252V253H191ZM195 252V253H194ZM203 252V253H202ZM207 252V254L208 255H206L205 253ZM259 252H261V253H259ZM13 253V254H14ZM17 253V254H18ZM20 253L17 255V256H19L20 255ZM29 253V254H28ZM31 253H33V252H26V254H27V256H30V258L31 257H34L33 256V254H31ZM164 253V254H163ZM176 253V255H174ZM178 253V254H177ZM191 253V254H190ZM220 253V251H218L217 252V254H219ZM224 253H222V254H224ZM228 253V254H227ZM257 253V254H256ZM14 254V255H15ZM23 254H24V256H23ZM31 254V255H30ZM187 254H189V255H187ZM195 254H197V255H195ZM203 256H202V255ZM259 254L261 255V257H259ZM263 254V255H262ZM34 255L36 256V253L34 252ZM177 255H178V257H177ZM180 255H182V256H180ZM193 255H195V257L193 256ZM206 255V256H205ZM209 255L211 256L210 258H209ZM213 255V256H212ZM230 257H229V256ZM234 256V257H231V256ZM256 255V256H255ZM27 256H25V253H22V255L21 256H19L20 258L22 257V258H26ZM188 256H189V258H188ZM204 256H205V258H204ZM173 257H176V258H173ZM181 257H183V258H181ZM196 257H198V258H196ZM214 257V258H213ZM216 257V258H215ZM229 259H231V258H233V260H234V262H233V260L231 259L229 262H228V258ZM237 257V260L235 259ZM255 257H257V258H255ZM259 257V258H258ZM173 258V259H172ZM200 258H201V260H200ZM208 258V259H207ZM213 258V259H212ZM261 258H263V259H261ZM187 259V260H186ZM190 261H189V260ZM215 259V260H214ZM217 259V260H216ZM257 259H258V261H257ZM260 259V260H259ZM172 260H174L173 262H172ZM182 260V262H180ZM203 260V261H202ZM205 260V261H204ZM212 260L213 261H215V262H212ZM235 260H236V262H235ZM159 261V260H158ZM189 261V262H188ZM202 261V262H201ZM209 261H211V263L209 262ZM166 262V263H165ZM168 262V263H167ZM192 262H194V263H192ZM259 262V263H258ZM262 262V263H261ZM255 263V262H254ZM159 264V263H158Z\"/></svg>",
	"mask_w": 264,
	"mask_h": 264
}]
</instances>
